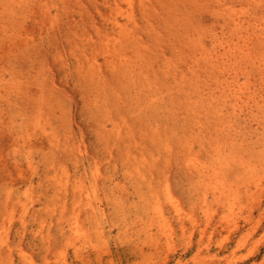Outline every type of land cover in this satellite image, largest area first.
Masks as SVG:
<instances>
[{
  "label": "bare ground",
  "instance_id": "1",
  "mask_svg": "<svg viewBox=\"0 0 264 264\" xmlns=\"http://www.w3.org/2000/svg\"><path fill=\"white\" fill-rule=\"evenodd\" d=\"M1 1V4L2 5H0L1 7H0V119H2L3 120V118L5 119L6 117V113L8 114V109H11L12 108V105H13V103H14V98L16 99V95H14L15 93L14 92H19L20 91V87H19V81L18 80H21L22 79V76L24 75L23 73H21V72H23V69L21 68V65L20 64H18V62L16 63L15 61H13V63L15 62V64L16 65H12V63H11V59H12V56L14 55V53H16L17 51H21L22 50V48H24L23 46H24V44L25 45H28L27 43H29L30 41H24V40H26V39H24L23 37H25V38H28V37H26L25 35L27 34V33H29V32H26L25 33V35H23L24 34V32L25 31H27L28 29H27V26L29 25V23H31V25H33L34 23H36L37 21H39L40 19H36V15H38V13L37 12H39L40 13V10H41V6H43V9H44V12H43V14L42 15H46L45 13H49L50 11H46V10H48V9H45L44 7H45V5L47 4V3H51L50 1H48L47 2V0H46V2H42L41 1V3L39 2V5H40V8L38 7V8H36L35 7V9H38L39 11H37L36 13V17H33L32 18V16L33 15H29L28 14V16H26L27 14V12H28V9L26 8L25 9V7H27L26 5H25V3H27L25 0H23L22 1V3L23 2H25L24 3V5H25V7H22V6H19V4L17 3V2H15V3H17V7H19L18 9H21L22 11H18L17 12V8L15 7V5L16 4H14V7L16 8L14 11H13V9H14V7H13V5L11 6V4L15 1V0H0ZM19 1H21V0H19ZM34 1V3H35V0H33ZM38 1H40V0H38ZM63 1V0H62ZM77 1V0H76ZM106 1V0H105ZM114 0H112V2H113ZM135 1V0H134ZM133 0H128V2L129 3H127L126 1H124V2H126L127 4H129V6H130V11H131V16H132V7H134V4H135V2H134ZM146 1H148L147 3H149V1H150V3L149 4H151V5H149V4H147V6L149 7V8H151V11H150V9H148L147 8V6H146V10L147 11H149L147 14H151L152 15V19H153V15H154V12L152 11L154 8H155V5L156 4H158L159 2H161L160 0H159V2L157 3V1L156 0H154V1H156V4H155V2L154 1H152V0H146ZM169 1V0H168ZM167 1V2H168ZM170 1H174V0H170ZM192 1H194V0H192ZM191 1V4H194L193 2ZM202 3L201 4H204V5H206V7L205 8H207V9H205V10H203V11H206L205 12V14L206 13H208V11H209V8L211 7L212 8V6H214V4L215 5H217V7H215L214 9H212V10H210V13L212 14V17H211V21H212V23H211V25H204L205 23H208V22H205V23H203V22H201V21H199V23H197V24H202L203 23V25H200L199 27L198 26H193L192 25V23L193 22H195L196 23V18L194 19V21H193V17L195 16V14H193L192 13V8H190V11L188 12V7H183V5H180V3L178 2H176V1H174L173 2V4H175V6H172V4H171V6H170V4L168 5V7H167V5H166V3H165V5L163 4H160L161 6H163V7H165V11L167 12V10H166V8H168V11H169V13L168 14H171V13H174V11L175 10H177L175 13L177 14V17L179 16V13L178 12H180L179 10V8H176V7H182V9H184V11H186V9H187V13H185L183 10H181V12H182V16H180V18H181V27L179 28V31H180V29H182L183 28V26H184V28L182 29L183 30V32L184 33H186V34H188V31H190L189 30V25H188V22H186L187 20H185V19H188V21L190 20L191 21V26L193 27V29H192V31L194 30V28L197 30L193 35H194V37H192L193 35H191V33L189 34V35H187L188 37L190 36L191 37V40H190V37L188 38L187 36H186V34H185V36H186V38H188V39H186L185 37H184V40H179L180 38H178V36H182V33L180 32V34L181 35H177V32H176V27L177 26H175L174 28L176 29V30H171V28H169L168 27V25L169 26H172L173 24L174 25H177L176 24V22H174V23H171V25H170V23L169 24H167L166 26L168 27L167 29L166 28H163V29H165L164 30V32H166L167 34H169V33H171L172 34V32H173V34L171 35V36H173L174 38H176L177 37V40H179V41H181V43H182V45H180L181 47H186L188 50H187V53L189 52H192L193 51V49H194V51H195V53L193 54H188V55H186V53L184 52V50H186V49H182V50H176V46H178V44H180V43H178L179 41H176V39L174 40V38H171V37H168L166 34H165V36H163V39H167V41H168V43H172V41H174V42H176V46L174 45V47L172 48V44H171V48L169 47V46H167V44L165 43V44H163L164 43V41H162V36H161V38H157V36H158V34H157V36H154V37H152L153 38V40L155 39H157L156 41H158V40H161V43L163 44V45H159L160 43L159 42H157L158 44H157V46H163L164 47V49L166 48V46L171 50V49H174V50H176V52L178 53V54H180V55H178L177 53H175L173 50V52H174V57H172V55H173V53H171V54H168V55H170V59H167V58H169V57H164V58H166V60H169L170 62H168L167 61V63L166 64H164V62H165V60L162 58V56H164V54L163 53H161L160 51H162L163 50V48H162V50H161V48L160 47H156V46H154L156 43V41H154V45L152 44V42H150L151 44H152V47H156L155 49H159L160 48V51L158 50H156L155 51V49H154V51L155 52H157L158 54L159 53H161V55H160V57H158L159 55L158 54H155V55H153V54H150L151 52L150 51H147L148 53H145V54H141V52H142V50H141V48H136L137 46V39L135 38V37H137L138 35L137 34H139V33H137V31L136 30H139V29H141V27H144L143 28V30L141 29V31L142 32H144V30L146 29L145 27H149V26H144L146 23H142V25L143 26H141V27H139V25L138 26H136L137 25V23L139 24V22H136L139 18L138 17H135V16H130V18L128 17L129 16V14H127L128 12L127 11H125L124 13L122 12L123 11V7L121 8L120 7V5H119V2L118 3H116L115 2V8H114V5H108L107 7L111 10V11H116V13L118 14L119 13V11H117L118 9L119 10H121L122 9V11H120V13L123 15L122 16V19H123V17L124 16H126V18H129V20L127 19V22L125 21V23H123V21H120L119 19H118V16L120 15V14H118V16H116L117 14L115 13L114 15H113V13L111 12V11H109L108 9V11L110 12L109 14H111L112 13V15L114 16V17H116V18H114L112 15L110 16V15H108L109 17H108V19H107V22L106 23H109V22H111V28H109L107 25H106V28L107 29H105L104 31H106L104 34L106 35V36H104V34H100L99 35V33L98 32H100V33H103L102 32V29H98V27L99 28H103V25L100 27V26H98L99 24H97V29L98 30H100V31H97V33H98V35H96V36H99L97 39H96V37H92V38H95L94 39V41L92 42V41H90L91 43H94L96 40H100V38L102 37V35L105 37H102L103 38V40L101 41H96V43L97 44H95L96 46L98 45L99 47H101L100 45L102 44L101 42H105V44L103 45V48L104 49H106V50H108V52L110 51V52H112L113 54H115L114 52H113V50L114 51H118V50H116V49H118L119 48V46L122 44V40L124 41H128V43L130 42V39H134L133 40V42L134 41H136L135 43H133L134 44V46L133 45H130L131 46V48H132V46H133V49H134V51L135 50H140V54H138V51H137V54L139 55V57L137 56V57H129V55H130V52H131V48L129 47L128 48V46L126 47V43L124 42V44H126L125 46L124 45H121V46H124V48L126 47V48H128V49H126V50H123L125 53H127V52H129L128 54H122V53H120L119 55H120V57H122V60H120L121 58L119 57V55L118 56H116V54L115 55H111V54H108V56H116V57H119L118 58V60H120V62L122 61L123 63H122V66H123V64H124V66L126 65V68L125 69H127V70H129L128 69V65L130 66V71L132 72V76H130V75H128L129 73H130V71H129V73L128 74H122L123 72L124 73H126V72H128V71H126L122 66L120 67V62H118V70L119 71H117V62H113L115 65H113L114 67H111V65L110 64H112V62L110 63V60L109 61H106L105 60V57L107 56V52H106V55H105V57H104V60H105V62L107 63V64H109L110 65V71H111V69H114V70H112V72L113 73H115V72H117V75H120L119 76V78L121 77V79H120V81L125 77H122L121 75H126V77H125V80H123L124 81V87H126L129 83L128 82H130V85H132L133 84V82H134V80H132L133 78H135V85L137 86H135L134 88H133V86H132V88L129 86V87H126V88H131V89H126V90H128V91H130V90H134L135 88H136V91H137V97L135 98V99H137V102L139 101V106H136V107H138V111H139V113L137 112V111H135V112H137L138 114H137V118L138 119H141V120H145V123H143V122H140L141 123V129H139V131L137 130L138 128H137V125L136 124H130L129 123V121H128V119H127V117H126V114L123 112V114H121L122 115V117H124L125 116V118L127 119V121H125L124 123H123V121L120 119V121H117V119H116V117H114L115 118V121L116 122H120V124L119 123H116V122H114V123H112L113 125H111V126H113V129H111V130H109L110 128H108V126H104V124H103V126L101 125V130L100 129H98V130H100V132L98 133L99 134V136H100V140H102L103 142H105L104 144H105V146H106V149H105V153L106 154H104L105 156H104V158L101 160V161H98V160H96L97 158H99V157H93V156H95V154L92 156L93 158H94V161H95V163H93L97 168L95 169V166L93 167V170L95 169L96 170V172H95V178L96 179H98V178H100L101 177V175H102V168H101V166H104V165H117L118 166V163L119 162H121V163H123L124 165H128V167H129V165H135L136 167L135 168H139V167H141V168H145V167H148V166H152V167H157V166H159V165H163V164H165V165H167V155L170 153V154H172L173 152L174 153H180L181 154V157H186L187 158V160L185 159L184 161H187V163L189 164H187L186 162V164H187V167L189 166H191L190 168H187V170H192L194 173L196 172V174H198L202 179H203V182L206 184V185H208L209 187H211V189L209 188V187H206V191H208L209 189H210V191L212 190L213 191V195H214V198H215V201H217V202H219V204H220V207L223 209V212H221L222 213V218H220L221 219V222L222 223H227V225L229 224V225H231V226H228L229 228H231L230 230H234V229H241L240 228V226H238L237 224H235L236 223V217L239 215V211L241 212V210L242 209H244V207L242 206V205H244V204H241L242 202H240V200H243L242 198H244V197H246V198H248L250 201H251V203H250V201H249V204L248 205H244V206H246L245 207V209L247 208V210H248V214H249V216L247 217V214H244L243 212V215H246L245 217H247V218H245L244 220H245V222L244 223H246V225H251L253 222H254V220H255V214H254V212H255V210H259V211H261V214L259 215L260 217L261 216H263L264 217V209H263V204H264V202H263V199H264V177H262L261 175H260V173L261 172H263V171H261V169L262 168H264V0H216V3H214L215 2V0H211L212 1V4L211 5H208V7H207V4H205L206 2H208V4L211 2L210 0H207V1H205V0H200ZM203 1H205L204 3H203ZM65 2V0L63 1V3ZM103 2H104V0L102 1V3H101V5H103L104 7H106V4L104 5L103 4ZM123 2V3H124ZM154 2V4H152ZM165 2H166V0H165ZM184 2H185V0H184ZM186 2H188L189 3V1L187 0ZM195 2V1H194ZM196 2H197V0H196ZM29 3V2H28ZM30 3H31V1H30ZM44 5H43V4ZM97 3H98V1H97ZM65 4V3H64ZM108 4V3H107ZM114 4V3H113ZM142 5V4H144V0H143V2H142V0L140 1V3H139V5ZM181 4H183V3H181ZM196 4V3H195ZM194 4V5H195ZM198 4V3H197ZM22 5V4H21ZM23 5V6H24ZM30 4H28V6H29ZM32 5V4H31ZM66 5V4H65ZM94 5H95V3H94ZM139 6V7H144V5L143 6ZM177 5V6H176ZM178 5H180V6H178ZM203 5V6H204ZM47 6L49 7V6H51L52 7V5L50 4H48V5H46V8H47ZM54 6V5H53ZM110 6V7H109ZM154 6V8L152 9V7ZM169 6H170V8H172V11L173 12H170V8H169ZM185 6V5H184ZM192 6V5H191ZM196 6V5H195ZM21 7V8H20ZM31 7H32V9H33V5L32 6H29V8H30V10H31ZM106 7V8H107ZM157 7V6H156ZM162 7V8H163ZM197 7H198V5L196 6V9H194V12L196 11V13L198 12L197 10ZM13 8V9H12ZM24 8V9H23ZM95 8H96V10H98V8H97V4H96V6H95ZM121 8V9H120ZM126 8V7H125ZM136 8V7H135ZM142 8H140V11H141V9ZM159 8H160V6H159ZM175 8V10H173ZM200 8V7H199ZM50 10H51V8H49ZM58 9L59 8H57V11H58ZM127 9V8H126ZM161 9V8H160ZM159 9V10H160ZM23 10H27V12L25 13V11L23 12ZM29 10V11H30ZM53 10V9H52ZM104 10H106V9H104ZM104 10H103V7H102V9H101V7H100V11H103L104 12ZM125 10V9H124ZM128 10V9H127ZM143 10V12L141 11L140 13H143L144 14V9H142ZM145 10V11H146ZM192 10V11H191ZM34 11H36V10H34ZM43 11V10H42ZM135 11H136V9H135ZM154 11H155V9H154ZM156 11H158V8H156ZM155 11V12H156ZM162 10H160V12H161ZM20 12H23V13H21L22 14V16H24V17H22V16H20L19 17V13ZM52 13H53V11H51ZM102 12V13H103ZM151 12H153V13H151ZM159 12V13H160ZM24 13H25V15H24ZM31 13V12H30ZM35 12H33V14H34ZM55 13H57L56 11H55ZM54 13V14H55ZM102 13H100V15L102 14ZM107 14V11H105L102 15H101V17L104 15V14ZM126 13V14H125ZM137 13V12H136ZM136 13H134V15H136ZM157 13L158 12H156L155 14V18H154V20H158L159 21V19H160V22H162V20L165 22V24H166V22L168 21V22H172V20L174 21V17H172V16H175V15H173V14H171L170 15V18L166 21V19L167 18H165V17H163V16H161L160 14H164L163 12H161L159 15H157ZM174 13V14H175ZM189 13H192V15H191V17H189ZM20 14V15H21ZM105 14V15H106ZM188 14V15H187ZM40 15V14H39ZM49 16V18L50 19H52V18H56V17H58L57 15L58 14H55V15H51L50 13L48 14ZM50 15H51V17H50ZM95 14H93L92 16H91V14H90V16L91 17H95L94 16ZM97 15H99L98 14V11H97ZM128 15V16H127ZM141 16H143L142 14H140ZM146 15V12H145V14H144V16ZM151 15H149V16H151ZM165 15V14H164ZM185 15V16H184ZM188 17H187V16ZM194 15V16H193ZM54 16V17H53ZM73 16H75V15H73ZM82 15L80 14V17H81ZM87 16H89V14L87 15ZM184 16V17H183ZM198 16V18L201 16V15H197ZM46 16H42V19L44 18V22H45V19L47 20V21H52V20H54L53 22H54V24H53V22H51L52 23V25L54 26L56 23H57V21L56 20H58L59 21V18L60 17H58L57 19H52V20H48L49 18L48 17H46ZM76 17V16H75ZM84 16H82V18H83ZM104 17V16H103ZM106 17V16H105ZM104 17V18H105ZM148 17V16H147ZM147 17H146V20H147ZM68 18L69 19H72L70 16H68ZM81 18V19H82ZM85 18H86V16L84 17V19H82V20H84V21H87V20H85ZM107 18V17H106ZM135 18H137V20L135 19ZM141 18V17H140ZM159 18V19H158ZM163 18V19H162ZM197 18V19H198ZM74 19H76V18H74ZM81 19H79V20H81ZM88 19V25L90 24V20H92V18H90V20H89V18H87ZM94 19L95 18H93V23H95L94 22ZM97 19V18H96ZM95 19V20H96ZM102 19V18H101ZM134 19V20H133ZM143 19V18H142ZM142 19H140L141 21H142ZM162 19V20H161ZM170 19H172L171 21H170ZM184 19V20H183ZM200 19V18H199ZM30 20H31V22H30ZM37 20V21H36ZM73 20V19H72ZM77 20H78V18H77ZM104 21H102V22H105L106 20L105 19H103ZM126 20V19H125ZM151 20V19H150ZM150 20H148V21H150ZM201 20V19H200ZM47 21H46V24H47ZM75 21V20H74ZM83 21V22H84ZM91 21V22H92ZM148 21H146L147 23H149ZM152 21V20H151ZM158 21H152V22H150V24H154L155 22H158ZM175 21H177V23H179L178 22V20L176 19ZM76 23H75V25L77 24V25H81V23L80 22H82V21H80V22H77V21H75ZM97 23H99V21L97 20L96 21ZM154 22V23H153ZM164 22H162V24H160V23H157V24H159V25H157V24H154V25H152L153 27L156 25V28H153V29H155V30H159V29H161L162 27H164V26H161V25H164L163 23ZM182 22H186L187 24H185L184 25V23L182 24ZM201 22V23H200ZM39 23V22H38ZM49 23V22H48ZM51 23H49V24H47V26L48 25H50L51 27H53L52 25H51ZM69 23L70 24H68V25H70V27H69V29H68V31L72 28V26L71 25H73L74 24V22L73 23H71V21H69ZM78 23H80V24H78ZM134 23H136L135 25H134ZM59 24V23H58ZM65 24H66V22H65ZM82 24H84V25H82V27H85L86 25H87V23H86V25H85V23H82ZM132 24L134 25L133 26V28H137L138 27V29H134V31H132V29H131V27H132ZM180 24H178V27L180 26ZM196 24V25H197ZM30 25V26H31ZM36 25V24H35ZM41 25H43L42 23H41ZM61 25V24H60ZM75 26V27H77V28H75V27H73V28H75L76 29V31H74V33H75V35L74 34H71L70 36H72V35H74V36H76L77 38H79L78 40H81V38L80 37H78V33H79V35L82 33V32H87L88 31V29H84V28H82L81 26H79V28L81 27V29L79 30L78 29V26ZM88 25L86 26L87 28H91V29H95L96 27L94 26V27H88ZM94 25H96V23L94 24ZM147 25H149V24H147ZM187 25V26H186ZM37 26H39L38 24H37ZM47 26H43L44 27V29H46L45 31H44V33L46 32L47 34H43L42 33V31H41V33L43 34L42 36H41V38H40V40H43L42 39V37L44 36V35H48V37H49V35H50V38H47L48 39V41L50 40V39H52L53 41H51L50 40V42L52 43V44H57V42L53 39V37H51V36H53L54 35V29H52V31H53V34L51 33V31L49 32V29H47L48 27ZM59 25H55L54 26V28H60V26L58 27ZM74 26V25H73ZM91 26H93L92 24H91ZM105 26V25H104ZM151 26V25H150ZM157 26H161V28H159V27H157ZM188 27V29H185L186 27ZM204 26V27H203ZM207 27V29H206V31H205V28ZM41 27V30H43L42 28V26H39V28ZM46 27V28H45ZM62 27V26H61ZM64 27H68L67 26V24H66V26H64ZM64 27H62V28H64ZM85 27V28H86ZM203 27V29H200V28H202ZM32 28H35V27H32ZM31 28V29H32ZM56 28V31H55V35L57 36V33H58V31H60V30H58ZM72 28V29H73ZM150 28V27H149ZM157 28H159V29H157ZM197 28H199V29H197ZM77 29L79 30V31H81V32H78L77 31ZM96 29V30H97ZM104 29V28H103ZM151 29V28H150ZM152 29V30H153ZM168 29H170V31L168 30ZM30 30V29H29ZM35 30V29H34ZM34 30H33V32H34ZM38 30V29H37ZM47 30H48V32L49 33H51V34H49L48 32H47ZM85 30V31H84ZM96 30H94V32H96ZM146 30H148V29H146ZM168 30V31H167ZM184 30H186V31H184ZM64 32L65 31H67V30H63ZM67 31V35H65V33L64 32H62V30H61V32H59V33H63L65 36H69V32ZM73 31V30H72ZM72 31H70V32H72ZM136 31V36L134 37V34H133V32H135ZM140 31V30H139ZM138 31V32H139ZM76 32H78V33H76ZM94 32H93V34H94ZM111 32V33H110ZM148 32H152V31H147V33ZM162 32V30H160V33ZM174 32H176V33H174ZM84 33H82L80 36L82 37V39L83 38H87V37H85L86 36V34H84ZM90 33H92V31L90 30V32H88L87 34H90ZM97 33H95V34H97ZM144 33H146V32H144ZM146 33V34H147ZM184 33H183V35H184ZM36 34V33H35ZM92 34V35H93ZM141 34V33H140ZM162 34V33H161ZM176 34V35H175ZM41 35V34H40ZM40 35H38V37L40 36ZM59 35V34H58ZM143 35V34H142ZM163 35V34H162ZM33 36V35H32ZM32 36L30 37V38H32ZM65 36H63V35H59L58 37H57V39H64L65 38V44L70 40V39H68V41L66 42V39H67V37H65ZM73 36V37H74ZM90 36V39H92L91 38V35H89ZM141 36V35H140ZM140 36H138V38L140 37ZM146 37H147V35H145ZM168 38H167V37ZM176 36V37H175ZM34 37V36H33ZM35 37H36V35H35ZM35 37L34 38H32L33 40H35ZM59 37H61V38H59ZM70 37L71 38V40L73 39V41H74V39L76 38V37ZM106 37H107V40H105L104 41V39H106ZM134 37V38H133ZM143 37V36H142ZM151 36H149V38H150ZM156 37V38H155ZM22 38L24 39L23 41H24V44H23V46H21L20 47V45H21V42L23 43V41H22ZM129 40H128V39ZM38 39V38H37ZM142 38H140V40H141ZM169 39H172V40H170V42H169ZM181 39H183L182 37H181ZM187 41H186V40ZM28 40V39H27ZM29 40H31V39H29ZM70 40V41H71ZM149 41V39H147L146 38V40H145V42L146 43H148V41ZM32 41V40H31ZM36 42H38L39 43V40L37 41V40H35ZM63 41V40H62ZM70 41H69V43H70ZM77 41V40H76ZM83 41H84V39H83ZM86 41V40H85ZM107 41V42H106ZM114 42V43H116L115 44V46H114V44H112V45H110V46H112V49L111 48H108V47H106V44H111V42ZM142 41V40H141ZM144 41V40H143ZM142 41V42H143ZM151 41V40H150ZM166 41V42H167ZM27 42V43H26ZM36 42H33V43H31L32 44V51H31V49H29L31 46H30V43H29V45H28V47H25L24 49H23V52L25 53V49H28V50H30L31 52H30V54H32L33 55V53L32 52H34L35 54H37L38 56H39V59H36V60H38V62H36V66L38 65V67L36 68L37 70H35V71H37L38 72V69H40V67L42 66V61H39V60H42V58H44V56H46L47 55V50H45L44 52H46V53H44V56H43V54L41 55V49L40 48H42L43 49V46H42V44L43 43H45L46 42V40H45V42H41L40 41V45H41V47H40V45H39V48H38V50L40 51V52H38L37 51V48H36V46H38L37 44H36ZM49 42V46H48V48L50 47H55V49H56V46H54V45H52L51 43ZM75 42V41H74ZM89 42V43H90ZM100 44H99V43ZM132 42V41H131ZM130 42V43H131ZM186 43V45H188V43L190 44H192V47H193V49H192V51L190 50L192 47H190V46H185V43ZM36 44V45H34L35 47H33V44ZM69 43H67L68 45H69ZM78 43H79V45H87V44H85L84 42V44L82 43V40L81 41H78ZM78 43L76 44V42H75V45H77V46H79L78 45ZM82 43V44H81ZM88 43V45H90V48H91V50L92 51H90V52H94L95 54H96V56H98V54L102 51H100V49H99V47L97 46L96 48H95V46L93 45V46H91L92 44H89ZM178 43V44H177ZM60 44H61V42H60ZM64 44V43H63ZM62 44V45H63ZM64 44V45H65ZM74 44V43H73ZM72 43H71V45L73 46V48L72 47H70V45H69V47L70 48H72L70 51L72 52L73 51V54H74V50L76 49V47L74 48V45H73ZM132 44V43H131ZM144 44L145 43H143V44H140V46H144ZM151 44L149 45V47L146 45L145 47H148L147 48V50H151L150 49V47H151ZM59 46V47H63V46ZM88 45H87V47H88ZM184 45V46H183ZM109 46V47H110ZM113 46H114V48H113ZM87 47H83V48H86L87 49ZM151 47V48H152ZM34 48H36V52H35V50H33ZM47 48V47H46ZM81 48V47H80ZM80 48H79V50H80ZM93 48V49H92ZM108 48V49H107ZM116 48V49H115ZM45 49V48H44ZM58 49V48H57ZM56 49V50H57ZM60 49V48H59ZM63 50L65 49V46H64V48H62ZM110 49V50H109ZM121 48H119V50H120ZM130 49V50H129ZM132 49V50H133ZM169 49H165L163 52H165V54H166V52H169L168 50ZM177 49H180L179 48V46L177 47ZM28 50H26V51H28ZM49 50V49H48ZM51 50H53V49H51ZM61 50V49H60ZM66 50V49H65ZM64 50V51H65ZM82 50H84V49H81L80 51H82ZM112 50V51H111ZM144 50V49H143ZM55 51V50H54ZM78 50L76 49V52H77ZM79 51V52H80ZM86 51H88V50H86ZM96 51L98 52V53H96ZM121 51V50H120ZM127 51V52H126ZM171 51V52H172ZM39 54H38V53ZM57 51H55L53 54L55 55V53H56ZM62 51H59V54L61 55V54H64V56H65V54H66V52L64 53H61ZM71 52H69V53H71ZM78 52V53H79ZM109 52V53H110ZM144 52H146L145 50H144ZM155 52H153V50H152V53H155ZM180 52V53H179ZM181 52L182 53H184V54H181ZM21 53V52H20ZM50 54H51V51L49 52ZM77 53V54H78ZM83 53V52H82ZM82 53L80 52L79 54H81L82 55ZM102 53H105V51L103 52L102 51ZM102 53H100L99 55H101ZM118 53V52H117ZM136 53V51L135 52H133V55ZM29 54V53H28ZM34 54V55H35ZM50 54H48V56L50 55ZM58 54V52H57V55H59ZM84 54V53H83ZM88 54V53H87ZM136 54V55H137ZM175 54H176V56H175ZM17 55H19V53L18 54H16V56ZM33 55V56H34ZM54 55H52L51 54V56L53 57V59L54 58H56V57H58L56 60H58L59 59V57H61L60 59H62L63 58V62L62 63H65L66 62V60L64 61V56L62 57V56H54ZM70 55H72V54H70ZM89 55L92 57V54H90L89 53ZM89 55H87L88 56V58H89ZM104 55H101V56H104ZM121 55H125V56H121ZM156 55H158L157 56V58H156ZM168 55H165V56H168ZM182 55V57H184V59H182L181 58V61L179 62V59H174V58H179V56H181ZM27 56V58L28 57H31V56H28V55H26ZM32 56V57H33ZM40 56H41V58H40ZM43 56V57H42ZM83 56H86L85 54L83 55ZM95 56V61H96V59H98L97 57ZM100 56V57H101ZM107 56V57H108ZM131 56V55H130ZM185 56H188V57H185ZM25 57V56H24ZM31 57V58H32ZM35 57V56H34ZM47 57V56H46ZM72 57H74V60H75V54L72 56ZM112 57H110V58H112ZM124 57V58H123ZM15 58V57H14ZM17 58V57H16ZM20 58H21V56H20ZM36 58V57H35ZM35 58L33 59V60H31L30 58V60H31V63H32V65L31 66H33V64H34V62L36 61L35 60ZM79 57L77 56L76 57V59H78ZM22 60H18V58H17V60L20 62H25V60H23V58H21ZM109 58H107V60H108ZM113 59V61H114V57L112 58ZM157 59V60H156ZM159 59H162L161 60V64H162V62H163V64L160 66L158 63L160 62L159 61ZM12 60H15V59H12ZM89 60V59H88ZM91 60V62H92V60L94 61V59H93V57L90 59ZM89 60V61H90ZM103 60V61H104ZM171 60H173V61H175V60H178V63L176 64V63H174V62H172ZM34 61V62H33ZM59 61V60H58ZM78 61V60H77ZM84 61H85V59H84ZM88 61V62H89ZM102 61V62H103ZM116 61H117V58H116ZM26 62H27V60H26ZM25 62V63H26ZM60 62V63H61ZM79 62L81 63H83V61L81 60V59H79ZM87 62V61H86ZM91 62H89V63H91ZM109 62V63H108ZM24 63V64H25ZM46 63V64H45ZM44 64L45 65H47L48 63H47V61L45 62ZM62 63L60 64L61 66H62ZM73 63V62H72ZM76 63V62H75ZM78 63V62H77ZM92 63H94V62H92ZM91 63V64H92ZM98 63H100L99 61H98ZM106 63L104 64V65H106ZM10 64V65H9ZM27 64V63H26ZM39 64L41 65V66H39ZM44 64H43V66H44ZM49 64H51V63H49ZM48 64V65H49ZM68 64H69V62H68ZM68 64H66L65 63V65L64 66H66V65H68ZM85 64V63H84ZM101 64V63H100ZM99 64V65H100ZM17 65H20V68H21V70L22 71H19V70H17V71H15L16 70V67L15 66H17ZM73 65V64H72ZM86 65V64H85ZM99 65H97V66H99ZM101 65H103V63L101 64ZM108 65V66H109ZM163 65H165V66H163ZM8 66V67H7ZM26 66H28V65H26ZM63 66V67H64ZM80 65H78V67H79ZM87 66H88V64H87ZM92 68L91 69H89V71H91V73H89L88 75H89V77H88V75H87V77L86 78H89L88 80H92L93 79V75H91V74H93V71L94 70H97V69H94V66L96 67V63L94 64V65H90ZM108 66H107V69H109L108 68ZM30 67V66H29ZM48 67H51L50 65L48 66ZM84 66L81 64V68H83ZM100 67V66H99ZM119 67H120V69H119ZM161 67H164V69L163 68H161ZM166 67H167V70H166ZM19 68V69H20ZM27 68V67H26ZM41 68H43V67H41ZM46 68V67H45ZM44 68V69H45ZM76 68V67H75ZM85 68V67H84ZM83 68V69H84ZM103 68V67H102ZM101 68V69H102ZM116 68V69H115ZM122 68H123V71H121L122 70ZM18 69V68H17ZM28 69H30V68H28ZM27 69V70H28ZM34 69H35V65H34ZM33 69V70H34ZM47 69V68H46ZM45 69V71L43 70V73H45L46 74V72L48 71V70H46ZM70 69V68H69ZM68 69V70H69ZM77 69V68H76ZM83 69H81L80 70V73H82L83 74V72H81ZM100 69V68H99ZM41 70V69H40ZM51 69L49 68V74L51 73V71H50ZM88 70V69H87ZM104 70V72H105V69H102V71ZM116 70V71H115ZM125 70V71H124ZM31 71V70H30ZM70 71V70H69ZM72 71V70H71ZM78 71V70H77ZM83 71H85V70H83ZM89 71H87V72H89ZM101 71V70H100ZM101 71V72H102ZM108 71V70H107ZM106 71V72H107ZM110 71H108L109 73H110ZM115 71V72H114ZM163 71H164V73H163ZM17 72V73H16ZM20 72V73H19ZM33 72V71H32ZM35 73V74H38V73ZM39 72H41V71H39ZM64 72L66 73V71L64 70ZM103 72V73H104ZM107 72V75L106 76H104L106 79L105 80H109L110 81V83L112 84L113 82H114V84H115V86H117V84L116 83H118L117 82V80L115 81L114 79L115 78H112L114 81L113 82H111V80L110 79H108L107 77L110 75L111 77H112V73L111 74H109ZM160 72H162V74H166L167 73V75H164L165 76V79H166V77H167V80H169V79H171L172 81H171V86L169 87H167V85H166V88L164 89V86L162 85V87H163V89H162V91H161V87H160V85H158L157 84V82L160 84V80H159V73ZM24 73H25V71H24ZM69 73V72H68ZM71 73V72H70ZM69 73V74H70ZM84 73H86V71L84 72ZM121 73V74H120ZM18 74H20V76H21V74H22V76L20 77V79L18 78L19 77V75ZM106 74V73H105ZM105 74H103V75H105ZM109 74V75H108ZM29 75H30V73H29ZM31 75H32V73H31ZM31 75L28 77V78H34V80L33 81H37V79L38 78H35L37 75H32V76H34V77H31ZM84 76H86V74H83ZM94 75H95V73H94ZM97 75L99 76V74H98V71H97V73H96V76H94V77H97ZM114 76L116 75V73L115 74H113ZM39 76H45V75H40V73H39ZM79 76V75H78ZM77 76V77H78ZM113 76V77H114ZM129 76V77H128ZM170 76V77H169ZM25 77H26V75H24V81L26 80L25 79ZM46 77V76H45ZM45 77H43V78H45ZM50 77H51V75H50ZM80 77V76H79ZM102 76H100V78H101ZM103 77V78H104ZM131 77H132V79H131ZM41 79L40 80H42L43 78L42 77H40ZM99 78V77H98ZM127 78V79H126ZM130 78V79H129ZM164 78V77H163ZM18 79V80H17ZM46 80H44V82H48V80L47 79H49V77H47V78H45ZM102 79V78H101ZM28 80H30V79H28ZM93 80H95V79H93ZM92 80V85H93V83H95V81H93ZM98 80V79H97ZM159 80V81H158ZM23 81V79H22V82H24ZM32 81V80H31ZM33 82V83H30V85H33L34 86V83H36L35 85L37 86V82ZM77 81H79V78H78V80ZM125 81H128L126 84H125ZM131 81H133V82H131ZM40 82H43V81H40ZM43 82V84H45ZM80 83H81V81H79ZM82 82H84V80L82 81ZM98 82H99V80H98ZM103 82V81H102ZM49 83H50V85H51V83L52 82H50L49 81ZM49 83H47V86H48V84ZM53 83H55V82H53ZM52 83V84H53ZM101 83V82H100ZM105 83V82H104ZM120 83H122V81L120 82ZM132 83V84H131ZM166 84V82H164L163 81V84ZM20 84H21V81H20ZM24 84V83H23ZM22 84V86H24V85H26L25 87H26V89H27V87H28V83L26 82V84H24L23 85ZM102 84V83H101ZM106 84V83H105ZM105 84H103V86L105 85ZM55 85V84H54ZM53 85V87H51L50 86V88H56L55 86ZM96 85V84H95ZM100 85V84H99ZM99 85H98V87L97 86H95V87H97V90H96V88H94V91H96V93H94L96 96L98 95V93L99 92H97L98 90L100 91L101 89H98L99 88ZM108 85H110V84H108ZM108 85L106 84V86H104L105 88H103L104 90H106V88L108 87ZM123 85V84H122ZM140 85V86H139ZM41 85H39V86H37L38 88L40 87ZM85 86H88L87 88H89V86H91L90 84H85L84 85V87ZM101 86V85H100ZM112 86H114V85H110V87H112ZM156 86H158V87H156ZM42 87V86H41ZM83 87V86H82ZM81 87V88H82ZM120 88H121V85L119 86ZM118 87V88H119ZM138 87H143V89L142 90H139L140 88H138ZM29 88H31V87H28V89H27V91H25V88H23V91L26 93V92H28L29 93V95H28V97H27V100H29L31 97L33 98V99H31L30 100V102L33 100V102H31L32 104H38V102H35V101H39V100H37V98H36V100H34V98H35V96H30V90H29ZM42 88H45V87H42ZM41 88V89H42ZM100 88H102V87H100ZM119 88V89H120ZM122 88H123V86H122ZM159 88V89H158ZM40 89V90H41ZM125 89V88H124ZM124 89H121V90H123L124 91ZM149 90V92L152 94L153 93V95H147V94H150V93H147L148 92V90ZM18 90V91H17ZM31 90L33 91V89L31 88ZM42 90H45V89H42ZM42 90H41V93H40V96H42L43 94H45V93H43L42 92ZM112 90L114 91L115 90V92L118 90L117 88H112ZM125 90V91H126ZM146 90H147V92H146ZM158 90H160V92L158 91ZM38 91V90H37ZM46 91V90H45ZM44 91V92H45ZM47 91H48V89H47ZM46 91V92H47ZM85 91H88L86 88H85ZM109 91V90H108ZM119 91V90H118ZM135 91V90H134ZM135 91V92H136ZM101 92L102 93H104V91H102L101 90ZM106 92V94H109V92H107V91H105ZM122 92V91H121ZM36 91L34 92V95H36ZM112 94H113V92H111ZM110 93V94H111ZM117 93H119V92H117ZM122 93H124V94H122ZM122 93H120V95H123V96H126L125 95V92H122ZM147 93V94H146ZM32 94H33V92H32ZM42 94V95H41ZM47 94H48V92H47ZM56 93L54 92V95H55ZM86 95L87 97H88V95L86 94V93H83L82 95ZM90 91H89V97H90ZM109 94V95H110ZM115 94L116 93H114V96H115ZM127 94H128V92H127ZM49 95H53V93L51 92V94H48V97H46V95L44 96V97H42V98H45V100L48 98H50L49 97ZM84 95V97H86ZM101 95H103V94H101ZM133 95H134V93H133ZM147 95V96H146ZM13 96H15L14 98H13ZM19 96H22V98L24 99H26V97H24L23 95H19ZM37 96V95H36ZM39 96V95H38ZM56 96V95H55ZM55 96H52L54 99H55V101H57L56 100V98H55ZM99 96V95H98ZM97 96V97H98ZM104 96H105V93H104ZM104 96H100V98L103 100H101V99H98V100H101L103 103H104V99H106V96H105V98H104ZM114 96H112V98H116V97H114ZM117 96V95H116ZM129 97H132L131 96V94L129 93V95H128ZM127 96V97H128ZM17 97H18V94H17ZM30 97V98H29ZM107 97H109L110 98V96H107ZM120 97V96H119ZM128 97V99H130V100H132V98H129ZM134 97V96H133ZM53 98H50L52 101H54V99ZM58 98V97H57ZM93 98V95L91 96V99ZM99 98V97H98ZM104 98V99H103ZM121 98V97H120ZM146 98H148V100H146ZM21 99V98H20ZM19 99V100H20ZM86 98H84V100H85ZM119 99V98H118ZM123 98H121V100H122ZM45 100H43V102H41V103H43L42 105H47L49 108H50V111L51 110H53V112H50V111H47L48 109H46V112L48 113V112H50V116L52 115L53 116V114H56V111L54 110L55 108H53L52 107V105H49V104H51L52 103V101L51 100H47V101H45ZM96 100H97V98H96ZM97 100V102H96V104L101 108L102 107V105H103V103L101 104V105H99V101ZM107 100L108 99H106V102H107ZM110 100V99H109ZM113 99H111V101H112ZM121 100H119V101H121ZM25 102V100H20V101H15V102H18V106H19V102H21V103H24ZM42 101V100H41ZM50 101V103L48 104V103H46L45 104V102H49ZM85 101H87L88 102V100H85ZM94 102V98H93V100H90L89 101V106H90V103H92V102ZM118 101V100H117ZM117 101L116 102H113V103H117ZM123 101V100H122ZM126 101V100H125ZM133 101L134 102H136L134 99H133ZM35 102V103H34ZM86 102V105L88 104ZM105 102V103H106ZM133 102V103H134ZM39 103H40V101H39ZM55 102H53V104H54ZM57 103V102H56ZM124 104H127V101L126 102H123ZM122 103V104H123ZM16 104V103H15ZM14 104V105H15ZM24 104H26V105H28L29 103L27 102V103H24ZM37 104H36V106H37ZM58 104V103H57ZM57 104H56V106H57ZM95 104V105H96ZM129 104V103H128ZM130 104H132V103H130ZM128 105V107L127 108H129V106H130V108H132V106H134V105ZM21 105V107H22V109H25V106L26 105H24V106H22V104H20ZM42 105L40 104V105H38L37 107H36V111L37 110H39L38 109V107L39 108H41L42 107ZM95 105H94V108H95ZM96 105V106H97ZM116 105H120V103L118 104H116ZM116 105L114 106V107H116ZM136 105H137V103H136ZM16 106V105H15ZM42 107L41 109H43V110H39L38 112L40 113V111L42 112V118H44L45 119V117H49V114H48V116L46 115V113H43V111L45 110V108L46 107ZM97 106V107H98ZM110 106H111V104H110ZM109 105H108V108L110 107ZM20 107V106H19ZM18 107V108H19ZM24 107V108H23ZM34 107V105H32V107L30 106V108H31V111L33 110L32 108ZM96 107V108H97ZM104 108L105 107H107V104H106V106L104 105L103 106ZM113 107V108H114ZM119 107H121V106H119ZM136 107H133V108H136ZM29 107H27V111H28V109H30ZM53 108V109H52ZM56 108H61L60 106H59V104H58V106L56 107ZM92 108V107H91ZM90 108V109H91ZM123 108L124 109H127V108H125L124 106H123ZM122 108V109H123ZM93 109V108H92ZM110 110V112L111 111H114V110H112L111 109V107L109 108ZM120 109V108H119ZM121 109V111H124V109L122 110ZM137 109V108H136ZM58 110H60V109H58ZM88 110V109H87ZM106 110V109H105ZM128 110V109H127ZM132 109H130V111H131ZM10 111V110H9ZM20 111H21V108H20ZM25 110H23L22 111V113L24 112ZM27 111H26V113H27ZM61 111H62V109H61ZM104 111V110H103ZM108 111V110H107ZM105 112L106 113V115H109L110 114V112ZM11 112V111H10ZM32 112H35V111H32ZM38 112H37V114H38ZM63 112V111H62ZM117 112H118V110H117ZM126 112V111H125ZM128 113H129V110L127 111ZM132 112V111H131ZM135 112L133 113L134 114V116H132V118H134L135 117ZM52 113V114H51ZM113 113V112H112ZM112 113H111V116H116V115H112ZM20 114H21V112H20ZM24 114V113H23ZM28 114H29V112H28ZM33 115H32V117L31 118H34V116H35V114L34 113H32ZM45 114V117H43V115ZM65 114V113H64ZM104 114V113H103ZM132 114V113H131ZM14 115V114H13ZM31 115V114H30ZM39 116H41V114H38ZM38 115H36V118H37V116ZM96 115V114H95ZM98 115H100V114H98ZM119 115H120V113H119ZM124 115V116H123ZM8 116H11L12 117V115H11V113H9V115ZM7 116V118H9ZM28 116V115H27ZM38 116V117H39ZM62 116V115H61ZM90 116V115H89ZM88 116V117H89ZM14 117V116H13ZM99 117V116H98ZM110 117V116H109ZM121 117V118H122ZM28 117H26L25 119H27ZM40 118V117H39ZM53 118V120L52 121H55L54 120V118L55 117H51V119ZM58 117L56 116V119H57ZM63 118H64V116H63ZM93 118V117H92ZM106 118H107V116H106ZM106 118L104 119V121L106 120ZM125 118H123L124 120H125ZM129 118H131V116H129ZM136 118V117H135ZM134 118V119H135ZM10 119V118H9ZM12 119V118H11ZM16 119L17 118H15L14 120L16 121ZM41 119V118H40ZM39 119V120H40ZM51 119H48V121L46 122V121H41V122H44V123H48L49 121H51ZM65 119V118H64ZM89 119V118H88ZM91 119V118H90ZM111 119H112V117H111ZM28 120H29V118H28ZM60 119H58V121H59ZM69 120V119H68ZM92 120V119H91ZM103 120V119H102ZM131 120V119H130ZM4 121V120H3ZM6 121V120H5ZM20 121V120H19ZM36 121H38V120H36ZM52 121L51 122H49L47 125L50 127V129H51V126L52 125H50L51 123H52ZM61 121V120H60ZM87 122H89L88 120H86ZM121 121H122V124H121ZM11 122V121H10ZM26 124H28L27 123V121H24ZM107 123H108V121H106ZM109 122H110V120H109ZM112 122V121H111ZM9 123V122H8ZM21 123H23V121L21 122ZM20 123V124H21ZM32 123H35V122H32ZM57 123H60V122H57ZM63 123H65V122H62V124ZM70 123V122H69ZM92 123H93V120H92ZM134 123H136V121H134ZM139 123V124H140ZM26 124H25V126H26ZM36 124V123H35ZM39 124V123H38ZM66 124H67V122H66ZM117 124H119V125H117ZM23 125V124H22ZM61 125V124H60ZM65 125V124H64ZM93 125V124H92ZM107 125V124H106ZM21 126V125H20ZM34 126V125H33ZM55 126V125H54ZM63 126V125H62ZM17 127V126H16ZM15 127V128H16ZM26 127H28V126H26ZM32 127V126H31ZM35 128H38V126H34ZM43 127V126H42ZM42 127H40L41 129H39V131L41 132V130H42ZM47 127V126H46ZM46 127H44L43 128V130H45V128ZM53 127V126H52ZM58 127H60V126H58ZM88 127H90V125L88 126ZM55 128V127H54ZM53 128V129H54ZM94 128H95V126H94ZM100 128V127H99ZM22 129V128H21ZM28 129V128H27ZM29 129H31V128H29ZM38 129H36V130H38ZM60 129V128H59ZM91 129H93V128H91ZM96 129V128H95ZM32 130V129H31ZM33 130H35V129H33ZM32 130V131H33ZM55 130H57V127L55 128ZM62 130V129H61ZM64 130V129H63ZM97 130V129H96ZM30 131V130H29ZM51 131V130H50ZM67 131H68V129H67ZM82 131V130H81ZM93 131V130H92ZM143 131V132H142ZM38 132V131H37ZM55 132V131H54ZM65 132V131H64ZM98 132V131H97ZM138 132H139V137H140V139L138 140ZM141 132V133H140ZM32 134V132H26V134H25V130L24 131H20V130H14V129H11L10 127H8L7 129H4V126H3V129H1L0 128V144H2V145H0V149H3L4 148V146L8 149H12L13 148V153H14V155H15V158H14V163L13 164H11L12 163V161H10L11 163L9 164V163H7L6 161H5V163H4V165L5 166H7V167H10V166H8V165H15L13 168H15L16 167V169L18 168L19 169V175L18 176H21L22 178L23 177H25V183H26V188L27 189H24V190H27L26 191V193H23V195H25V197H26V199H19V203H21L20 205H22L20 208H22L23 209V218H24V220H25V218H26V216L30 213V211H31V208L29 207V200L30 199H32V198H34L33 197V195L35 194H33V191H37L38 189L41 191V189L43 188V184H42V179H46V177L45 178H43V176L40 174V163L39 162H35V159H33L32 157H30L29 155H28V157H26V161H27V163H28V165H29V169H28V171H29V173H30V177H29V175H28V177L29 178H26V174H25V168H24V172H22V169H21V164H20V156H19V153H20V150H19V144H20V142H21V140H24L23 138H25L26 136H27V134ZM57 133V132H56ZM60 133H61V131H60ZM60 133H59V138H57L56 139V137L55 136H53V135H49V133H48V135H49V137H48V142L51 144V147L53 148V146L56 148V147H61V144H60V141H59V139H60ZM24 134L26 135V136H24ZM29 134V135H30ZM42 134H43V132H42ZM41 134V136L43 137V135ZM52 134V133H51ZM54 134V133H53ZM68 134H69V131H68ZM55 135V134H54ZM56 135V136H57ZM65 135H67V133L65 132ZM70 135H71V133L69 134V136L67 135L66 136V138L67 137H70ZM92 135V134H91ZM32 136V135H31ZM33 136H35L34 134H33ZM138 138H137V137ZM55 137V138H54ZM66 138H65V140H66ZM97 138H98V136H97ZM31 139V138H30ZM29 138H27L26 139V143L28 144V142H27V140H30ZM72 139V138H71ZM115 139V140H114ZM44 140H46V139H44ZM73 140V139H72ZM97 140V139H96ZM111 140H114L115 141V145H116V148L118 147L119 149V151H118V157H120V159H116V156H115V153H114V151H113V149L114 148H112V147H114L110 142H111ZM25 141V140H24ZM68 141V140H67ZM70 141V140H69ZM76 141V140H75ZM83 142H84V140H82ZM126 141H127V143L129 142V143H131V144H127L126 143ZM36 142V141H35ZM34 141H33V143L34 144H36ZM78 142V141H77ZM25 143V144H26ZM31 143V142H30ZM42 144H40L42 147L41 148H43V150H45L46 149V147L45 146H43V142H41ZM68 143H70V142H68ZM68 143H66L67 145H68ZM85 143V142H84ZM101 143V142H100ZM122 143H126L127 145L125 146V148L123 147V145H122ZM39 144V143H38ZM71 144V143H70ZM68 145V146H75L73 143H72V145ZM40 145H35V147L36 146H40ZM80 145H82V144H78L77 145V147H79ZM122 145V146H121ZM133 145H135V148H134V150L135 149H139L140 151H138V153H134L133 151H132V149H131V147L133 146ZM24 146V145H23ZM28 146H30V144L28 145ZM98 146V145H97ZM102 146V145H101ZM104 146V145H103ZM131 146V147H130ZM76 147V148H77ZM81 147H83V146H81ZM70 148V147H69ZM75 148V147H74ZM76 148L75 149H73L74 151H76ZM86 148V147H85ZM125 150H124V149ZM27 149V148H26ZM66 149H68L67 147H66ZM71 149V151L70 152H72V148H70ZM81 149H83V148H81ZM48 150V149H47ZM57 150H58V148H57ZM56 150V151H57ZM77 150H80V147H79V149L77 148ZM101 150V149H100ZM103 150V149H102ZM25 151V150H24ZM51 151V150H50ZM68 151V150H67ZM90 151V150H89ZM82 151L80 150V152L79 153H81ZM100 152V151H99ZM116 152V151H115ZM168 152V153H167ZM197 152H199L198 154H197ZM201 152L203 153V152H205V156L207 157L206 158V160H205V162H204V159H203V157H200L201 156ZM46 153H47V151H46ZM52 153V152H51ZM62 153V152H61ZM79 153H75V157H74V154H73V161L72 162H74V160L76 161V160H78V156L76 157V154L78 155ZM85 153H86V149H85ZM24 154V153H23ZM65 153H63V155H64ZM71 153L69 154V156H71L72 155ZM83 154V153H82ZM86 154H88V153H86ZM93 154V153H92ZM26 155V154H25ZM56 155V154H55ZM58 155V154H57ZM81 155V154H80ZM89 155V154H88ZM1 156H3V155H1ZM43 156V155H42ZM51 156V155H50ZM59 156H60V154H59ZM65 156V155H64ZM67 156V155H66ZM90 156V155H89ZM39 157V156H38ZM88 157V156H87ZM91 157V158H92ZM117 157V158H118ZM170 157V156H169ZM174 157V156H173ZM189 157V158H188ZM4 158L6 159V157L4 156ZM3 158V160H5ZM25 158V157H24ZM75 158V159H74ZM80 158H82V155H81V157ZM2 158L0 157V160H1ZM8 159V158H7ZM59 159H61L62 160V162L59 160ZM59 159L58 158H47V161H48V165H46V167H49V169H52L51 170V174L50 175H46V176H48V177H50L51 176V181L53 180L55 183H56V185H58L57 186V195H58V197H61V198H64V199H68V198H70V199H73L74 201L72 202V205H74L75 204V206H76V211H75V208H73L74 209V211H72V213H75V215H74V217H71V218H69V231L70 232H72L73 234H75V237H73L74 239H75V246H76V252L77 253H80L81 251H82V249H85V248H94V249H98L100 246H99V244L98 243H100V244H104L105 246H107L108 245V239H107V237H106V233H105V231H104V228H103V226H102V223H101V220H103V219H105L106 218V212H105V210L101 207V205H100V203L98 204V202H97V205L95 204V201H98L99 200V198H100V195H99V189L96 187V186H93V187H95V189H92V190H90V189H87V187L84 185V182H82L81 180L82 179H80V181H81V183L79 184V185H77V182H76V185L74 186V187H72L71 188V186H70V184H69V173L67 174V172H65V170H64V168L63 167H68V166H66L67 165V163L65 164L64 162H63V159L62 158H60L59 157ZM72 159H70V160H72ZM88 159V158H87ZM203 159V160H202ZM9 160V159H8ZM45 160V159H44ZM58 160V161H57ZM65 160H66V158H65ZM2 161V160H1ZM61 163H60V162ZM179 161V160H178ZM3 162V161H2ZM9 162V161H8ZM46 162V161H45ZM169 162V161H168ZM62 163H64L63 165H62ZM89 163V162H88ZM178 163V162H177ZM181 163V162H180ZM184 163V164H185ZM72 164V163H71ZM83 164V163H82ZM92 164V165H93ZM171 164V163H170ZM169 163H168V165H170ZM173 164V163H172ZM74 165L76 166V162L74 163ZM167 165V166H168ZM170 166H173V165H170ZM186 166V165H185ZM184 166V167H185ZM23 167V166H22ZM108 167V166H107ZM116 167V166H115ZM27 168V167H26ZM119 168V167H118ZM121 168V167H120ZM167 168L168 167H166L165 169H166V171H167ZM182 168V167H181ZM16 169H15V171H16ZM77 169V168H76ZM128 169V168H127ZM148 169H149V167H148ZM152 169V168H151ZM9 170V169H8ZM60 170H61V172L63 173H60ZM92 170V171H93ZM118 170V169H117ZM132 169H130V171H131ZM134 170V169H133ZM136 170H138V169H136ZM153 170V169H152ZM152 170H148V172H154V171H152ZM189 170V171H190ZM264 170V169H263ZM27 171V172H28ZM66 171H68L69 172V170L67 169ZM109 171H110V169H109ZM124 171V170H123ZM129 171V170H128ZM129 171V172H130ZM135 171V170H134ZM139 171V170H138ZM141 171V170H140ZM191 171V172H192ZM9 172H10V175L12 176V168H10V170H9ZM14 172V171H13ZM112 172V171H111ZM132 172V171H131ZM137 172V171H136ZM135 172V173H136ZM187 172V171H186ZM17 173H18V170H17ZM113 173V172H112ZM115 173V172H114ZM122 173V172H121ZM165 173V172H164ZM193 173V174H194ZM1 174V173H0ZM109 174V173H108ZM145 174V173H144ZM152 174V173H151ZM192 174V173H191ZM196 174H195V176H196ZM65 175V176H64ZM85 175V174H84ZM93 175V176H94ZM116 175V174H115ZM129 174H127V176H128ZM135 175V174H134ZM141 175V174H140ZM150 175V174H149ZM168 175V174H167ZM189 175H190V173H189ZM8 176V175H7ZM87 176V175H86ZM106 176V175H105ZM109 176V175H108ZM114 176V175H113ZM124 176V175H123ZM132 176H133V173H132ZM169 176V175H168ZM194 176V175H193ZM193 176H191V177H193ZM39 178V180H38V182H36V178ZM80 178H81V176H79ZM88 177V176H87ZM137 177V176H136ZM235 177V178H234ZM19 178V177H18ZM75 178V177H74ZM105 178V177H104ZM113 178H116V177H113ZM118 178V177H117ZM138 178V177H137ZM144 178H145V176H144ZM233 178L234 179H236V180H233ZM86 179V178H85ZM128 179V178H127ZM131 179V178H130ZM133 179V178H132ZM147 179V178H146ZM145 179V180H146ZM198 179V178H197ZM13 180V179H12ZM47 180V179H46ZM84 180V179H83ZM94 180V179H93ZM99 180V179H98ZM97 180V181H98ZM124 180V179H123ZM150 180H151V178H150ZM6 181V180H5ZM8 181V180H7ZM53 181L51 182V183H53ZM77 181H79V180H77ZM96 181V182H97ZM152 181V180H151ZM169 181V180H168ZM93 182V181H92ZM91 182V183H92ZM116 182V181H115ZM117 182H120V180H118ZM128 182V181H127ZM133 182V181H132ZM146 182V181H145ZM70 183H71V181H70ZM73 183V182H72ZM75 183V182H74ZM94 183V182H93ZM99 183V182H98ZM147 183V182H146ZM202 183V182H201ZM121 184V183H120ZM124 184V183H123ZM136 184V183H135ZM134 184V185H135ZM147 184H149V183H147ZM38 185V186H37ZM52 185V184H51ZM53 185H54V183H53ZM90 185V184H89ZM115 185V184H114ZM167 185V184H166ZM199 185V184H198ZM11 186V185H10ZM92 186V185H91ZM116 186V185H115ZM199 186H201V185H199ZM205 186V185H204ZM1 187V186H0ZM50 187V186H49ZM48 187V188H49ZM141 187V186H140ZM172 187V186H171ZM170 186H168V190H169V194H170V192H171V196H173V199H178L177 197H175L174 195H172L173 193H172V191L170 190V189H172ZM149 188V187H148ZM127 188L125 187V190H126ZM130 189V188H129ZM151 189V188H150ZM17 190V189H16ZM24 190H23V192H24ZM125 190H123V191H125ZM146 190V189H145ZM193 190V189H192ZM14 191V190H13ZM103 191V190H102ZM118 191V190H117ZM143 191V190H142ZM183 191V190H182ZM104 192V191H103ZM112 192V191H111ZM204 192V191H203ZM8 193V192H7ZM40 194H39V197H37L38 199H39V201H41L42 203H43V205H44V203L45 202H43V197H44V193H43V191H41V192H39ZM148 193H149V191H148ZM111 194V193H110ZM156 194V193H155ZM17 195V194H16ZM166 195V194H165ZM193 195V194H192ZM203 195V194H202ZM35 196V195H34ZM46 196V195H45ZM48 196V195H47ZM102 196V195H101ZM107 196H109V195H107ZM151 196V195H150ZM156 196V195H155ZM208 195H207V193H205V201H203V204L205 203L206 204V201L208 200V197H207ZM129 197V196H128ZM154 197V196H153ZM175 197V198H174ZM202 197H204V196H202ZM202 197H201V199H202ZM7 200H9L8 201V203L11 201V203L13 202V200H14V196H13V192H9L8 194H7ZM48 198V197H47ZM53 198H57V197H53L52 196V199ZM171 198V197H170ZM59 199V198H58ZM103 199V198H102ZM152 199V198H151ZM180 199V198H179ZM178 199V202H180L181 200H179ZM199 199H200V197H199ZM25 200V201H24ZM54 200V199H53ZM109 200V199H108ZM167 200V199H166ZM247 200V199H246ZM16 201V200H15ZM28 201V202H27ZM105 201H107V200H105ZM167 201H169V200H167ZM173 201V200H172ZM177 200H175V201H173V207H172V202H171V206L170 207H172V208H174V210L173 211H175V215H176V217L178 218V220H180L181 222L185 219L186 220V216H188L189 217V219H190V217L192 218V214H188V213H185L184 211L185 210H183V207H180V205H178L177 203H175ZM211 201V200H210ZM215 201H213V202H215ZM5 202H6V199H5ZM52 202V201H51ZM61 203H60V205L62 206L63 204L62 203H65V202H62V200L60 201ZM120 202V201H119ZM134 202V201H133ZM38 203V202H37ZM36 203V204H37ZM71 203V202H70ZM74 203V204H73ZM121 203V206H124L123 204H122V202H120ZM175 203V204H174ZM210 203H212V201L210 202ZM243 203H245L244 201H243ZM246 203H248V200H247V202ZM245 203V204H246ZM33 204H35V203H33ZM192 204H195V203H192ZM191 204V205H192ZM204 204V205H205ZM66 205V204H65ZM116 205V204H115ZM210 205V204H209ZM213 205V204H212ZM6 206V208H8V206L7 205H5ZM10 206V205H9ZM12 206H14V205H12ZM49 206V205H48ZM57 206V205H56ZM59 206V205H58ZM66 206H68V205H66ZM118 206V205H117ZM184 206V205H183ZM193 206V205H192ZM202 207H203V205H201ZM217 206V205H216ZM36 207V206H35ZM40 207V206H39ZM206 207V209H205V216L207 217V219H209L210 217L212 218V216H211V214L212 215H214L213 213L216 211H214L213 212V210H212V212L213 213H210L211 212V210L209 209V207H208V205H205L204 206V208ZM11 208V207H10ZM43 208V207H42ZM47 208V207H46ZM49 208H51V207H48V209ZM54 208H56V207H54ZM70 208V207H69ZM118 208V207H117ZM214 208H216V207H214ZM1 209V208H0ZM15 209H17V208H15ZM15 209H13L14 210V212L16 213V211H15ZM63 210L61 211V215L62 216H66V214H65V212L66 211H64V208H62ZM72 209V210H73ZM86 209V211L87 212H90L91 214L89 215L88 213V216L86 217V219H83L84 217V215L82 214V211L83 210H85ZM120 209L122 210V211H119V216L121 217L122 216V220H123V225H124V222H125V226H123L122 228H121V230L122 231H124L125 233H126V235L128 234V236H129V231L131 230V227L132 226H127L128 225V223H126L127 222V220H128V215L126 214V212L125 211H123V209H124V207H120ZM154 211L152 212V213H147V216H151L152 214V221L154 222V223H156L157 225H158V232H160V234H161V232H162V234L161 235H163V237H164V235L166 234V236H167V231L168 232H170L169 234L171 235V231H172V225H171V222H172V220H171V222H170V220H169V218L167 217V212H166V210L164 209V206H163V204L160 202V201H157V204H155L154 205ZM186 209V208H185ZM199 209V208H198ZM8 210H9V208H8ZM7 210V211H8ZM18 210V209H17ZM54 210V209H53ZM57 210V209H56ZM129 210V209H128ZM168 210H170V209H168ZM246 210V211H247ZM5 211V210H4ZM85 211V212H86ZM192 211V210H191ZM194 211H196V210H194ZM242 211H244V210H242ZM8 212H10V210L8 211ZM19 212V211H18ZM22 212V211H21ZM131 212V211H130ZM245 212V211H244ZM11 214H12V212H10ZM15 213H13V214H15ZM54 213V212H53ZM52 213V214H53ZM247 213V212H246ZM4 214V216L3 217H5V218H7L8 216L6 215L7 214V212H5V213H3ZM20 214V213H19ZM38 214V213H37ZM42 214V213H41ZM85 214V213H84ZM86 214V215H87ZM122 214V215H121ZM238 214V215H237ZM241 214V213H240ZM259 214V213H258ZM6 215V216H5ZM34 215V214H33ZM60 215V216H61ZM237 215V216H236ZM14 216V215H13ZM20 216V215H19ZM52 216V215H51ZM61 216V217H62ZM69 216V215H68ZM10 217V216H9ZM9 217H8V219H9ZM18 217V216H17ZM29 217V216H28ZM27 217V218H28ZM43 217V216H42ZM53 217V216H52ZM215 217V216H214ZM12 218V217H11ZM14 219L16 218V217H13ZM12 218V219H13ZM137 218V217H136ZM199 218V217H198ZM205 218V217H204ZM216 218V217H215ZM244 218V217H243ZM13 219V223H15V220ZM68 218L66 217V220H67ZM188 219V218H187ZM193 219H195V223L196 222H198L197 220H196V218L195 217H193ZM238 219V218H237ZM262 218H260V220H261ZM264 219V218H263ZM6 220V219H5ZM11 220V219H10ZM22 220V219H21ZM63 220V219H62ZM65 220V219H64ZM63 220V221H64ZM95 220H97V222H94ZM192 220V219H191ZM190 220V221H191ZM199 220V219H198ZM257 220V219H256ZM255 220V222H257L256 224H259V222L258 221H256ZM4 220H3V218H2V225L4 226L7 222H3ZM7 221V220H6ZM12 221V220H11ZM59 221H60V219H59ZM137 221V220H136ZM200 221V220H199ZM210 222H211V219L209 220ZM8 222H9V220H8ZM41 222V221H40ZM58 222V221H57ZM188 222V221H187ZM221 222H219L220 224H221ZM0 223H1V221H0ZM92 223H96V228L93 226H91V224ZM142 223V222H141ZM145 223V222H144ZM191 223H193V222H190L189 224H190V227H191ZM201 223V222H200ZM209 223V222H208ZM7 224H10V223H7ZM6 224V225H7ZM182 224V223H181ZM198 224V223H197ZM196 224V225H197ZM255 224V225H256ZM41 225H42V223H41ZM51 225H53V224H51ZM146 225V224H145ZM193 225H195L194 223H193ZM192 225V226H193ZM206 226H208L209 227V224L207 225V223L205 224ZM10 226V225H9ZM153 226H154V224H153ZM188 226V225H187ZM216 226H217V222H216ZM258 226V225H257ZM256 226V227H257ZM7 227H8V225H7ZM6 227V228H7ZM11 227H12V225H11ZM10 227V228H11ZM19 227V226H18ZM23 227V226H22ZM44 227V226H43ZM46 227V226H45ZM44 227V228H45ZM52 227V226H51ZM67 227V226H66ZM148 227V226H147ZM151 227V226H150ZM181 227V226H180ZM184 227V226H183ZM205 227V226H204ZM223 227V226H222ZM227 227V228H228ZM234 227V228H233ZM175 228V227H174ZM188 228V227H187ZM186 228V226H185V229H187ZM217 228V227H216ZM4 229H5V227H3V231H4ZM29 229V228H28ZM42 228H40L39 230L40 231H43V230H41ZM58 229V228H57ZM183 229V228H182ZM193 229H194V227H193ZM200 229V228H199ZM7 230H10L9 228L7 229ZM38 230V231H39ZM95 232H94V231ZM175 230V229H174ZM1 231H2V229H1ZM11 231V230H10ZM50 231V230H49ZM120 232V235H122L123 234V232ZM152 231H153V228H149V229H147V230H145L144 232H146L147 234H148V236H152ZM176 231V230H175ZM183 231V230H182ZM204 231H206V230H204ZM4 232H6V231H4ZM69 232V233H70ZM141 232V231H140ZM232 232V231H231ZM234 232V231H233ZM8 233V232H7ZM174 233V232H173ZM183 233H184V231H183ZM204 233V232H203ZM32 234V233H31ZM48 235H49V233H47ZM66 234V233H65ZM168 234V236L169 237H171L172 238V235L170 236ZM202 234V233H201ZM205 234H207V232H205ZM229 234H230V231H229ZM1 235V234H0ZM7 234H5V236H6ZM35 235H37V234H35ZM43 235H44V233H43ZM42 235V236H43ZM136 235H137V238H138V236H139V231H137L136 232ZM142 235V234H141ZM3 236V235H2ZM5 236H3L2 238L4 239L5 238ZM8 236V235H7ZM24 236V235H23ZM42 236H41V238H42ZM67 236V235H66ZM132 236V238H133V235H131ZM167 236V237H168ZM9 237V236H8ZM27 237V236H26ZM51 237V238H50ZM49 238L50 239H52V234H51V236H49ZM55 238V237H54ZM152 238V237H151ZM161 238V237H160ZM205 238V237H204ZM209 238H210V236H209ZM262 239H263V237H261ZM260 238V239H261ZM25 239V238H24ZM44 239V238H43ZM58 239V238H57ZM139 239V238H138ZM202 239V238H201ZM212 239V238H211ZM259 239V240H260ZM262 239H261V241H262ZM5 241H6V239H4ZM9 241H10V239H8ZM67 240V239H66ZM71 240V239H70ZM69 240V236H68V244L69 243H71V242H69L70 241ZM169 240V239H168ZM259 240H258V242H259ZM67 242V241H66ZM65 242V243H66ZM130 243H132V242H130ZM152 243V242H151ZM210 243V242H209ZM257 243V242H256ZM263 243H264V241H263ZM7 244H9V243H6V245ZM112 244V243H111ZM170 244V243H169ZM259 244V243H258ZM258 244H256V245H258ZM261 244H262V242H261ZM70 245V244H69ZM255 245V246H256ZM260 245V244H259ZM50 246V245H49ZM68 246V245H67ZM71 246H72V243H71ZM7 247V246H6ZM6 247H5V249H6ZM258 247V246H257ZM47 248V247H46ZM255 248L256 247H254L253 248V251L255 252ZM260 248V247H259ZM2 249V248H1ZM0 249V250H1ZM106 249H108V248H106ZM169 249V248H168ZM110 250V249H109ZM1 251H3V250H1ZM5 251V250H4ZM8 250H6V252H7ZM102 251V250H101ZM169 251H170V249H169ZM168 251V253H170ZM23 252V251H22ZM25 252V251H24ZM47 252H49V251H47ZM27 253V252H26ZM167 253V254H168ZM173 253V252H172ZM28 254V253H27ZM254 254V253H253ZM171 255V254H170ZM250 256H251V253L249 254ZM29 256H30V254H29ZM33 256V255H32ZM32 256H30V257H32ZM61 257H62V255H61ZM168 259V257H166L165 256V259ZM248 258V257H247ZM32 262H34L35 263V261L32 259L31 260ZM166 263V262H165ZM165 263H163V264H165ZM69 264V263H68Z\"/></svg>",
  "mask_w": 264,
  "mask_h": 264
},
{
  "label": "rangeland",
  "instance_id": "2",
  "mask_svg": "<svg viewBox=\"0 0 264 264\" xmlns=\"http://www.w3.org/2000/svg\"><path fill=\"white\" fill-rule=\"evenodd\" d=\"M22 1L23 0H21V1H19V0H15L12 4H11V6L13 5V7H14V4H16L15 5V7L18 9L19 7H17V3L19 4V6H22V7H25V5L27 6V7H25V9L27 8L28 9V12H27V10H23V12L25 11V13L27 14L26 16H28V14L29 15H33L32 16V18L33 17H36V19H40L39 21H37L36 23H34L33 25H31V23H29V25L27 26V31H25L24 32V34L23 35H25V33L26 32H29V33H27L25 36L26 37H28V38H25V37H23L24 39H26V40H24L23 38H22V41L24 40V41H30L29 43H30V48L28 47V45H29V43H27L28 45H25L24 44V41H23V43L21 42V45H20V47L21 46H23V44H24V48L25 47H28L29 49H31V51H32V44L31 43H33V42H36L35 40H39V43L38 42H36V44L38 45V46H36V48H37V51L38 52H40L39 50L41 49V55L43 54V56H44V53H46L47 52V57L46 56H44V58H42V60H39V61H42L41 63H42V66L39 64V66H41V67H43V68H41L40 67V69H38V72L37 71H35V70H37L36 68L38 67V65L36 66V62H38V60H36V59H39V56L37 55V54H35L34 52H32L33 53V55L36 57H34L32 54H30V50H28V49H25V53L23 52V49L24 48H22V50L19 52V51H17L16 53H14V55L12 56V59H15V60H12L11 59V63H12V65L14 66V65H16L15 64V62L17 61L18 62V64H20L21 65V68L23 69V72H21V73H23L24 75H26V77H25V81H24V75L22 76V74H21V76H22V79H23V81L24 82H22V79L21 80H18L19 81V87H20V91L19 92H14L15 94L14 95H16V99L14 98L15 96H13V98H14V103H13V105H12V108L11 109H8V114L6 113V118L4 119L3 118V120L2 119H0V128L1 129H3V126H4V129H7L8 127H10L11 129H14V130H22V131H24L25 130V134H26V132H32V134H27V136L24 134V136H26L25 138H23L24 140H21V142H20V144H19V150H20V153H19V158H20V164H21V169H22V172H24L25 171V174H26V178H29L31 175H30V173H29V171H28V169H29V165H28V163H27V159H26V157H28V155L30 156V157H32L33 159H35V162H39L40 164V174L43 176V178H45L46 177V179H42V184H43V188L41 189V191H43V193H44V197H43V202H45L44 203V205H43V203L41 202V201H39V199L37 198V197H39V192H41L39 189L37 190V191H33V194L35 195H33V197L34 198H32V199H30L29 200V207L31 208V211H30V213L26 216V218H25V220H24V218L22 217L23 216V209L22 208H20L22 205H20L21 203H19V199L21 198L22 200L23 199H26V197H25V195H23V193H26V191L27 190H24V189H27L26 187V183H25V177H21V176H18L19 175V169L17 168L16 169V167L15 168H13L15 165H8V166H10V167H7V166H5L4 165V163H5V161L7 162V163H11L10 161H12V163L11 164H13L14 163V158H15V155H14V153L12 152L13 151V148L12 149H7L5 146H4V148L3 149H0V157L2 158L1 160L3 161H1L0 160V221H1V223H0V249L1 250H3V251H1L0 250V264H163V263H165V264H264V243H263V241H264V217L263 216H259L260 214H261V211H259V210H255V212H254V214H255V220L256 221H258L259 222V224H256L257 222H255V220H254V222L251 224V225H246V223H244L245 222V218H247L248 216H249V214H248V210H247V208L245 209V207L246 206H244V205H248L249 204V199L248 198H246V197H244V198H242L243 200H240V202H242L241 204H244V205H242L243 207H244V209H242V210H244V211H242L241 210V212L239 211V215L236 217V223L235 224H239L238 226H240V230L239 229H232V230H230L231 228H229L228 226H231V225H227V223H222L221 222V219L220 218H222V213L221 212H223V209L220 207V204H219V202H217V201H215V198H214V195H213V191L211 190L210 191V189H211V187H209L208 185H206L204 182H203V179L198 175V174H196V172L194 173L192 170H187V168H190L189 166L187 167V161H184L185 159L187 160V158L186 157H181V154L180 153H172V154H168L167 155V165H168V163L170 164V165H173V166H170V165H165V164H163V165H159V166H157V167H150V166H148L149 167V169H148V167H143V168H141V167H137V168H135L136 166L135 165H129V167H128V165H124L123 163H121V162H119L118 163V166L117 165H104V166H101V168H102V175H101V177L100 178H98V179H96L95 178V172H96V166L93 164V163H95V161L96 160H98V161H101L103 158H104V154H106L105 152V149H106V146H105V142H103L102 140H100V136H99V132H100V130H101V125L103 126V124H104V126H108V128H110L109 130H111V129H113V126H111V125H113L112 123H114V122H116L115 121V118L114 117H116V119H117V121H120V119L123 121V123L125 122V121H127V119H128V121H129V123L130 124H136L137 125V130L139 131V129H141V123L140 122H143V123H145V120L143 121V120H141V119H138L137 118V114L139 113V111H138V107H136V106H139V101L137 102V99H135L137 96V91H136V88L134 89V90H130V91H128V90H126V89H131L132 88V86H133V88L136 86L134 83H135V78H133L132 79V72L130 71V66L128 65V69L129 70H127V69H125L126 68V65L124 66V64H123V66H122V61L120 62V60H122V57H120V53H122V54H128L129 52H127V53H125L123 50H126V49H128L129 47L131 48V46L130 45H133L134 46V44L133 43H135L136 41H134L133 42V40L134 39H130V42L132 43H128V41L126 42L125 40L123 41L122 40V44L121 45H126V47L128 46V48H124V46H119V48H121L120 50H119V48L118 49H116V50H118L117 52L116 51H114L113 49H112V46H110V45H112V44H114V46H115V44L116 43H114L113 41L111 42V44H106V47H108V48H111L112 50H113V52L116 54V56H118L119 55V57L121 58H119V57H116V56H113L115 59H114V61H113V57L112 56H108V54H111V55H115V54H113L112 52H108V50H106V49H104L103 48V45L105 44V42H101L102 44L100 45L101 47H99L98 45V47H99V49H100V51L102 50L103 52L105 51V53H102V51L100 52V53H102L101 55H106V52H107V56L105 57V55L104 56H101V55H99L98 54V56H96V54L94 53V52H90V51H92L91 50V48H90V45H88V43L90 42V41H94V39L95 38H92V37H96V39L99 37V36H96V35H98V33H99V35L100 34H104L106 31H104L105 29H107L108 27L109 28H111V22H109V23H106L107 22V19H108V15H112V13H113V15L116 13V11L114 12V11H111L107 6L108 5H114V8H115V2L116 3H118L119 2V5H120V7L123 9V11H122V9L121 10H117V11H119V13L118 14H120L119 16H118V14L116 15V16H118V19L120 20V21H123V23H125V21L127 22V19L129 20V18H130V16H131V11H130V6H129V4H127V3H129L128 2V0H114L113 2H112V0H104V2H103V4L105 3L106 4V7H104L103 5H101V3H102V1L103 0H65V4L63 3V1L62 0H47V2L48 1H50L51 3H47L46 2V0L44 1V0H40V1H38V0H35V3H34V1L33 0H25L27 3H25V2H23L22 3ZM30 1H31V3H30ZM41 1L43 2H46L47 4L46 5H52V7L51 6H47V8H46V5H45V9H48V10H46V11H50L49 13L52 15H55V14H58L57 16L58 17H60L59 18V21L58 20H56L57 21V25H59L60 26V28L58 29L57 27V29L58 30H62V32H64L63 30H67L68 31V29H69V27H70V25H68V24H70L69 23V21H71V23H73L74 22V26L73 25H71L72 26V28L73 27H75L76 25H75V21H77V22H80V21H82V22H80L81 23V25H77L78 26V29L80 30L81 29V27H82V25H84V24H82V23H85V25H86V23H87V25H88V19L87 18H89V20H90V18H92V20H93V18H97L96 20L94 19V22L96 23V25H94L95 23H93V21L92 20H90V24L88 25V27L90 26V27H96L97 26V24H99L98 26H102L103 24L105 25H103V28H99L98 26V29H102V32L103 33H100V32H98L97 33V31H100V30H98L97 29V27L94 29V30H96V32H94V30L93 29H91V28H87L86 26V28L85 27H82V28H84L85 30L86 29H88V31L87 32H82V33H84V34H86V36L85 37H87L86 39L85 38H83L84 39V41H83V39H82V35L80 36L79 35V33L78 32H81V31H79L78 29H77V31L78 32H76V33H78V37H80L81 38V40H82V43L84 42L85 44H87L88 45V47H87V45H79V43H78V41H81V40H78L79 38H77L76 36H74L75 35V33H74V31H76V29L75 28H77V27H75V28H71L68 32H69V36L67 37V36H65V35H67L66 33H67V31H65L64 33H65V35L63 34V33H59V32H61V30L60 31H58V33H57V36L55 35L56 33H55V31H56V28H54V26L56 25H52V23L51 22H53L54 20H52V19H57L58 17H56V18H52V19H50L48 16V12L47 13H45L46 15H42L43 14V12H44V9H43V6H41V10H40V13L39 12H37V11H39L38 9H35V7L36 8H40V5H39V2L41 3ZM97 1H98V3H97ZM124 1H126V2H124ZM134 1V0H133ZM136 1V2H135ZM134 2H135V4H134V7H132V16H135V17H138L139 19L137 20V18H135L137 21L136 22H139V24L137 23V25L136 26H138L139 25V27H141V26H143L142 25V23L144 24V23H146L144 26H149V27H145L146 29H148V30H144V32H146L147 33V31H152V32H148L147 34L146 33H144V32H142L141 31V29L143 30V28L144 27H141V29H139V30H136L137 31V33H139V34H137L136 33V31L135 32H133V34H134V37L136 36V34L138 35V36H140L139 38H138V36L137 37H135L136 39H137V47L136 48H141V50H142V52H141V54L143 53V54H145V53H148L147 51H150L151 53L150 54H153V55H155V54H158L157 52H155L156 50L158 51H160V48L162 47L163 48V50H162V48H161V50L162 51H160L161 53H163L164 54V56H162L161 55V53H159L158 55H156V58H157V56L158 57H160V55L162 56V58L165 60V62H164V64H166L167 63V61L168 62H170L169 60H166V58H164V57H169V58H167V59H170V55H168V54H171V53H173V55H172V57H174V52L175 53H177L179 50H182V49H186V50H184V52L186 53V55H188V54H192L193 52L195 53V51H194V49H193V47H192V44L190 43H188V45H186V43H185V46H190V47H192L190 50L192 51V49H193V51L192 52H188L187 53V50L189 49H187L186 47H181L180 45H182V43H181V41L182 40H184V37L186 38V36L187 35H189L190 33H191V35H193L197 30L194 28V30L192 31V29H193V27L191 26V19L188 21V19H185V20H187L186 22H188V25L190 26H188L189 27V30L190 31H188V34H186V33H184L183 32V28H184V26H183V28L182 29H180V31H179V28L181 27V18H180V16H182L183 14H182V12H181V10H183L184 11V9H182V7L180 8V7H176V8H179L180 10V12H178L179 13V16L177 17V14L175 13L177 10H175V8L173 9V10H175L174 11V13H171V14H173V15H175V16H172L171 14H168L169 13V11H168V8H166V10H167V12L165 11V7H163V6H161L160 4H164L165 5V3H166V5H167V7H168V5L170 4V6H171V4H172V6H175V4H173V2L174 1H176L177 3L179 2L180 3V5H183V7H188L187 9H188V12L190 11V8H192V13L193 14H195V16L193 17V21H194V19L197 17L198 18V16L197 15H201L199 18L201 19H197L196 18V23L195 22H193L192 23V25L193 26H200V25H203V23H205V22H208V23H205L204 25H211V23H212V21H211V17H212V14L210 13V10H212V9H214L215 7H217V5H215L214 4V6H212V8L210 7H208V5H211L212 4V1L208 4V2H206L205 4H207V7L209 8V11H208V13H206L205 14V12L206 11H203V10H205V9H207V8H205L206 7V5H204V4H201L202 2L200 1V0H197V2H196V0H194V1H192V0H188L189 1V3L188 2H186L187 0H185V2H184V0H174V1H168V0H166V2H165V0H160L161 2H159V0H156L157 1V3L158 4H156V1H154V0H152V1H154L155 2V8H154V6L152 7V9L154 8L155 9V11H156V8H158V11H156V12H158L157 13V15H159L161 12H163L164 14L162 15V14H160L161 16H163V17H165V18H167L166 19V21L170 18V15L172 16V17H174V21L172 20V19H170V21L172 20V22H166V24H165V20L163 21L162 19V22H164L163 24L164 25H161V26H164V27H162L161 28V26L159 27V26H157V27H159V28H161V29H159V28H157V29H159V30H155V29H153V28H156V25L153 27L152 25H154V24H157V23H160V24H162V22H160V19H159V21L158 20H154V18H155V11H154V9L152 10L153 12H154V15H153V19H152V15L149 13V14H147L149 11H147L146 10V6H147V4H149L150 3V1H149V3H147L148 1H146V0H144V4H140L141 6H143L144 5V7L142 8V7H139L140 5H139V3H140V1L141 0H135ZM168 1V2H167ZM191 1L197 6L198 5V7H197V13H196V11L194 12V9H196V6L194 5V4H191ZM205 1H207V0H205ZM205 1H203V3L205 2ZM15 2H17V3H15ZM124 2V3H123ZM142 2H143V0H142ZM154 2L152 3V4H154ZM214 2V1H213ZM24 3H25V5H24ZM94 3H95V5H94ZM108 3V4H107ZM114 3V4H113ZM147 3V4H146ZM181 3H183V4H181ZM198 3V4H197ZM214 3H216V0H215V2ZM22 4V5H21ZM28 4H30L29 6H34L33 7V9H32V7H31V10H30V8H29V6H28ZM32 4V5H31ZM43 4V3H42ZM45 4V3H44ZM43 4V5H44ZM96 4H97V8H98V10H96V8H95V6H96ZM104 4V5H105ZM0 5H2L1 4V1H0ZM24 5V6H23ZM54 5V6H53ZM149 5H151V4H149ZM148 5V6H149ZM165 5V6H166ZM180 5H178V6H180ZM185 5V6H184ZM192 5V6H191ZM204 5V6H203ZM147 6V8L148 9H150V11H151V8H149ZM157 6V7H156ZM159 6H160V8H159ZM170 6H169V8H170ZM177 6V5H176ZM1 7V6H0ZM14 7V9H13V11L16 9ZM100 7H101V9H102V7H103V10L104 9H106V10H104V12L105 11H107V14L105 15H103L102 17H101V15L104 13L103 11H100ZM110 7V6H109ZM128 9H126V8ZM136 7V8H135ZM163 7V8H162ZM200 7V8H199ZM21 8V7H20ZM49 8H51V10L49 9ZM57 8H59L58 9V11H57ZM140 8H142V9H144V14H145V12H146V15L144 16V14L143 13H140L141 11L143 12V10L141 9V11H140ZM173 8V7H172ZM172 8H170V12H173L172 11ZM205 8V9H204ZM22 9V8H21ZM21 9H18L17 10V12L18 11H22ZM24 9V8H23ZM53 9V10H52ZM111 11L112 13L111 14H109L110 12L108 11ZM125 9V10H124ZM135 9H136V11H135ZM162 10L161 12H160V10ZM187 9H186V11H187ZM30 10V11H29ZM34 10H36V11H34ZM43 10V11H42ZM146 10V11H145ZM16 11V10H15ZM51 11H53V13L51 12ZM55 11L57 12V13H55ZM97 11H98V14L99 15H97ZM120 11H122L123 13L125 12V11H127L128 13L127 14H129V18H126V16H124L123 17V19H122V14L120 13ZM186 11H184L185 13H187ZM23 12H20L19 13V17L20 16H22V14L21 13H23ZM31 12V13H30ZM33 12H35L34 14H33ZM38 13V15H36L37 13ZM103 12V13H102ZM137 12V13H136ZM153 12H151V13H153ZM160 12V13H159ZM25 13H24V15H25ZM55 13V14H54ZM100 13H102L101 15H100ZM134 13H136V15H134ZM192 13H189V17H191V15H192ZM21 14V15H20ZM40 14V15H39ZM80 14L82 15V16H86V18H85V20H87V21H84V20H82V19H84V17L82 18V16L80 17ZM89 14V16H87ZM90 14H91V16L93 15V14H95L94 16L95 17H91L90 16ZM126 14V13H125ZM140 14H142L143 16H141ZM182 14V15H181ZM36 15V16H35ZM51 15H50V17H51ZM73 15H75V16H73ZM112 15V16H113ZM149 15H151V16H149ZM159 15V16H160ZM188 15V14H187ZM186 15V16H187ZM42 16H46V17H48L49 19L48 20H52L51 22L50 21H47L46 19H45V22H44V18L42 19ZM56 16V15H55ZM68 16H70L72 19H69L68 18ZM131 16V17H132ZM148 16V17H147ZM185 16V15H184ZM183 16V17H184ZM22 17H24V16H22ZM54 17V16H53ZM114 17V16H113ZM141 17V18H140ZM146 17H147V20H146ZM188 17V16H187ZM74 18H76V19H74ZM77 18H78V20H77ZM82 18V19H81ZM102 18V19H101ZM114 18H116V17H114ZM143 18V19H142ZM79 19H81V20H79ZM103 19H105L106 21L105 22H102V21H104ZM126 19V20H125ZM140 19H142V21L140 20ZM152 21H158V22H153L154 24H150V22H152ZM178 20V22L179 23H177V21H175V20ZM75 20V21H74ZM99 21V23H97L96 21ZM134 20V19H133ZM148 20H150V21H148ZM184 20V19H183ZM46 21H47V24H49V23H51V25L53 26V27H51L50 25H48L47 26V24H46ZM84 21V22H83ZM92 21V22H91ZM146 21H148L149 23H147ZM199 21H201V22H203L202 24H197V23H199ZM205 21V22H204ZM30 22H31V20H30ZM39 22V23H38ZM49 22V23H48ZM65 22H66V24H67V26L68 27H64V26H66V24H65ZM174 22H176V24L177 25H172V26H169L168 25V27L169 28H171V30H176V32H177V35H181L180 34V32L182 31L183 33H184V35H183V33H182V38L183 39H181V37L180 36H178V38H180L179 40H181V41H179V40H177V37L176 38H174L173 36H171L172 34H173V32H172V34L171 33H169V34H167L166 32H164V30L165 29H163V28H168L166 25L167 24H169L170 23V25H171V23H174ZM186 22H182V24L184 23V25L185 24H187ZM200 22V23H201ZM41 23L43 24V25H41ZM59 23V24H58ZM80 23H78V24H80ZM36 24V25H35ZM37 24L39 25V26H47L48 28L47 29H49V32L51 31V33L53 34V31H52V29H54L55 31H54V35L53 36H51V37H53V39L57 42V44L55 45V44H52L51 42H50V40L51 41H53L52 39H50L49 41H48V39L47 38H50V35H49V37H48V35L46 36V35H44L43 37H42V39L43 40H40V38H41V36L43 35V34H47L46 32L44 33V31L46 30V29H44V27L42 28L43 30H41V27L39 28V26H37ZM53 24H54V22H53ZM61 24V25H60ZM91 24L93 25V26H91ZM102 24V25H101ZM136 23H134V25H135ZM147 24H149V25H147ZM178 24H180V26L178 27ZM197 24V25H196ZM31 25V26H30ZM106 25L108 26L107 28H106ZM133 24H132V27H131V29L133 28V26H134ZM151 25V26H150ZM157 25H159V24H157ZM208 25V26H209ZM58 26V27H59ZM64 27V28H62V27ZM79 26H81L80 28H79ZM175 26H177L176 27V29L174 28ZM187 26V25H186ZM185 26V27H186ZM207 26V27H208ZM32 27H35V28H32ZM188 27H186L185 29H188ZM201 27V26H200ZM204 27V26H203ZM203 27L202 28H200V29H203ZM206 27V26H205ZM207 27L205 28V31H206V29H207ZM32 28V29H31ZM46 28V27H45ZM52 28V29H51ZM30 29V30H29ZM35 29V30H34ZM38 29V30H37ZM134 29H138V27L137 28H133L132 29V31H134ZM153 29V30H152ZM197 29H199V28H197ZM33 30H34V32H33ZM73 30V31H72ZM84 30V31H85ZM90 30L92 31V33H90V34H87L88 32H90ZM160 30H162V34L160 33ZM169 31H170V29H168ZM167 30V31H168ZM208 30V29H207ZM41 31H42V33H41ZM70 31H72V32H70ZM139 31V32H138ZM166 31V30H165ZM184 31H186V30H184ZM47 32H48V30H47ZM48 32V33H49ZM57 32V31H56ZM93 32H94V34H93ZM176 32H174V33H176ZM187 32V31H186ZM194 32V33H193ZM36 33V34H35ZM51 33H49V34H51ZM95 33H97V34H95ZM107 33V32H106ZM111 33V32H110ZM141 33V34H140ZM41 34V35H40ZM51 34V35H52ZM61 36V35H63V36H65V37H67V39H66V42L68 41V39H70L71 40V38L70 37H76L75 39H74V41L76 42V44L78 43V45L79 46H77V45H75V42L73 41V39L70 41V43H69V41L67 42V43H69V45H70V47H72L73 48V46L71 45V43L74 45V48L76 47V49L78 50L77 52H76V49L74 50L75 52H74V54H75V60H74V57H72L74 54H73V51L71 52L70 50L72 49V48H70L69 47V45L66 43L65 44V38L64 39H57V37L59 36V35ZM71 34H74V35H72V36H70ZM93 34V35H92ZM143 34V35H142ZM157 34H158V36H157ZM165 34L168 36V37H171V38H174V40L176 39V41H179L178 43H180V44H178V46H179V48L180 49H177V47L178 46H176L175 44H176V42H174V41H172V43L170 42V40H172V39H169V42L170 43H168V41H167V39L165 38V39H163V36H165ZM185 34H186V36H185ZM35 37V35H36V37H35V40H33L32 38H34L33 36ZM38 35H40L39 37H38ZM89 35H91V38L92 39H90V36ZM145 35H147V37L145 36ZM176 35V34H175ZM32 36V38H30V37ZM104 36H106L105 34H104ZM103 35H102V37H104ZM143 36V37H142ZM149 36H151L150 38H149ZM154 36H157V38H161V36H162V41H164V43L163 44H167V46H169L170 48H171V44H172V48L174 47V45L176 46L175 48H176V50H178L177 52H176V50H174V49H169L167 46H166V48L165 49H169L168 51L169 52H166V54H165V52H163L165 49H164V47L163 46H157V42H159L160 44L159 45H163L162 43H161V40H158V41H156L155 39L153 40V38L152 37H154ZM166 36V37H167ZM73 37V38H74ZM100 38V40L102 41L103 40V38ZM133 37V38H134ZM167 37V38H168ZM188 37V36H187ZM190 37V36H189ZM188 37V38H189ZM192 37H194V35L192 36ZM38 38V39H37ZM59 38H61V37H59ZM105 38V37H104ZM140 38H142L141 40L143 41H141L140 40ZM146 38L147 39H149V41H148V43H146L145 42V40H146ZM156 38V37H155ZM188 38H186V39H188ZM28 39V40H27ZM29 39H31V40H29ZM99 39V38H98ZM128 39V38H127ZM128 39V40H129ZM185 39V40H186ZM45 40H46V42H45ZM77 40V41H76ZM86 40V41H85ZM100 40H96V41H100ZM105 40H107V37H106V39H104V41ZM151 40V41H150ZM190 40H191V37H190ZM40 41L42 42H45V43H43L42 44V46H43V49L42 48H40L39 50H38V48H39V45H40ZM96 41L94 42V43H89V44H92L91 46H95V48L97 47L95 44H97L96 43ZM154 41H156L155 43H154ZM167 41V42H166ZM187 41V40H186ZM49 42L52 44V45H54V46H56V49H55V47H49L48 48V46H49ZM54 42V41H53ZM60 42H61V44H60ZM107 42V41H106ZM124 42L126 43V44H124ZM150 42H152V44L154 45V46H156V47H160L159 49L157 48V49H155L154 47H152V44L150 43ZM65 45H64V44ZM81 43V44H82ZM83 43V44H84ZM99 43V42H98ZM143 43H145L144 44V46L142 45V46H140V44H143ZM175 43V44H174ZM35 43L33 44V47H35L34 45H36ZM63 44V45H62ZM100 44V43H99ZM151 44V47H150V49L151 50H147V48L149 47V45ZM174 44V45H173ZM48 45V46H47ZM63 46V47H59V46ZM148 46V47H145V46ZM64 46H65V51L62 49V48H64ZM110 46V47H109ZM114 46H113V48H114ZM133 46H132V48H131V52H130V55H129V57L131 58H133V57H139V55L138 54H140L139 52H140V50H135L136 51V53L133 55V52H135L134 51V49H133ZM184 46V45H183ZM40 47H41V45H40ZM47 47V48H46ZM81 47V48H80ZM83 47H87V49L86 48H83ZM135 47V46H134ZM36 48H34L33 50H35V52H36ZM45 48V49H44ZM61 50H60V49ZM79 48H80V50L81 49H84V50H82V51H80L79 50ZM107 48V49H108ZM155 49V51H154V49ZM49 49V50H48ZM51 49H53V50H51ZM70 49V50H69ZM93 49V48H92ZM97 49V48H96ZM133 49V50H132ZM146 51V52H144V50ZM26 50H28V51H26ZM45 50H47L46 52H44ZM57 51L58 52V54H59V51H62L61 53H65L66 52V54H65V56H64V54H59V55H57V52L55 53V55L53 54L55 51ZM86 50H88V51H86ZM110 50V49H109ZM111 50V51H112ZM130 50V49H129ZM152 50H153V52H155V53H152ZM174 52H173V51ZM51 51V54L52 55H54L55 57L56 56H64V61L66 60V64H68V62H69V64L68 65H66V66H64L65 65V63H62L63 62V58L62 59H60L61 57H59V61L58 60H56L58 57H56V58H54L53 59V57L51 56V54L49 53ZM82 53H84L86 56H83L84 54L82 53V55L81 54H79L80 52ZM137 51H138V54H137ZM172 51V52H171ZM37 52V53H38ZM53 52V53H52ZM69 52H71V53H69ZM79 52V53H78ZM99 52V51H98ZM97 51H96V53H98ZM19 53V55H17L16 56V54H18ZM29 53V54H28ZM78 53V54H77ZM88 53V54H87ZM89 53L90 54H92V57H93V59H94V61L92 60V62H94V63H92L91 62V56L89 55ZM180 53V52H179ZM193 53V54H194ZM39 54V53H38ZM48 54H50L49 56H48ZM70 54H72V55H70ZM137 54V55H136ZM140 54V55H141ZM149 54V53H148ZM178 54V53H177ZM181 54H184V53H182L181 52ZM26 55H28V56H33L32 58L31 57H28L27 58V56ZM87 55H89V58H88V56ZM125 55H121V56H125ZM165 55H168V56H165ZM178 55H180V54H178ZM177 55V56H178ZM20 56H21V58H23V60H25V62H26V60H27V64L25 63V62H19L18 60H22L21 58H20ZM25 56V57H24ZM42 56V57H43ZM79 57L78 59H76V57ZM95 56L98 58V59H96V61H95ZM101 56V57H100ZM175 56H176V54H175ZM176 56V57H177ZM189 56V55H188ZM188 56H185V57H188ZM191 56V55H190ZM189 56V57H190ZM15 57V58H14ZM18 58V60H17V58ZM104 57H105V60L106 61H109L110 60V63L112 62V64H110L109 62V64L111 65V67H114L113 65H115L113 62H117V71H119L118 70V62H120L121 64H120V67L122 66L126 71H128V72H126V73H122V74H128L129 73V71H130V73L128 74V75H130V76H132L131 77V79L132 80H134V82L133 81H131V82H133V84L132 85H130V82H128V81H125V84L127 83L128 85L126 86V87H131V88H126V87H124V81L123 80H125V77H126V75H121L122 77H124L121 81H122V83H120L121 81H120V79H121V77L119 78V76L120 75H117V72H115L116 73V75L114 76L113 74H115V73H113L112 72V70H114V69H111V71H110V65L109 64H107L106 62H105V60H104ZM110 57H112V58H110ZM33 60L34 58H35V62H34V64H33V66H31L32 65V63H31V60ZM40 58H41V56H40ZM107 58H109L108 60H107ZM116 58H117V61H116ZM118 58L120 59V60H118ZM124 58V57H123ZM181 58L182 59H184V57H182V55L181 56H179V58H174V59H179V62L181 61ZM79 59H81L82 61H83V63L81 62H79ZM84 59H85V61H84ZM90 61H89V60ZM134 59V58H133ZM78 60V61H77ZM104 60V61H103ZM157 60V59H156ZM161 60L162 59H159V65L161 66L162 64H163V62H162V64H161ZM13 61H15L14 63H13ZM47 61V63L49 64V63H51V64H49L51 67H48L49 65L47 64V65H45L46 62ZM62 61V62H61ZM87 61V62H86ZM91 62V63H89V62ZM98 61L102 64L103 63V65H101L100 63H98ZM103 61V62H102ZM163 61V60H162ZM172 62H174V63H178V60H175V61H173V60H171ZM16 62V63H17ZM62 63V66L60 65L61 63ZM73 62V63H72ZM76 62V63H75ZM78 62V63H77ZM25 63V64H24ZM45 63V64H44ZM86 65H85V64ZM96 63V67L94 66V69H97V70H94L93 71V74H91V75H93V79H95V80H93V81H95V83H93V85L91 84L92 83V80H88L90 77H89V73H91V71H89V69H91L92 67L90 66V65H94ZM106 63V65H104ZM43 64H44V66H43ZM64 64V65H63ZM73 64V65H72ZM81 64L85 67H83V68H81ZM87 64H88V66H87ZM100 64V65H99ZM10 65V64H9ZM20 65H17V66H15L16 67V70L15 71H17V70H19V71H22L21 70V68H20ZM26 65H28V66H26ZM34 65H35V69H34ZM78 65H80L79 67H78ZM97 65H99V66H97ZM109 65V66H108ZM30 66V67H29ZM64 66V67H63ZM107 66H108V68L109 69H107ZM163 66H165V65H163ZM8 67V66H7ZM27 67V68H26ZM47 69H46V68ZM77 69H76V68ZM103 67V68H102ZM120 67H119V69H120ZM18 68V69H17ZM20 68V69H19ZM28 68H30V69H28ZM39 68V67H38ZM46 70H48L49 71V68L51 69L50 71H51V73L49 74V72L47 71L46 72V74L45 73H43V70L45 71V69ZM70 68V69H69ZM100 68V69H99ZM105 69V72H104V70L102 71V69ZM115 68V69H116ZM123 68H122V70L121 71H123ZM161 68H163L164 69V67H161ZM28 69V70H27ZM34 69V70H33ZM43 69V70H42ZM70 71H69V70ZM81 69H83V70H85L86 71V73H84L85 71H81V72H83V74H86V76H84L82 73H80V70ZM88 69V70H87ZM31 70V71H30ZM64 70L66 71V73L64 72ZM72 70V71H71ZM78 70V71H77ZM102 72H101V71ZM110 71V73L108 72V71ZM124 70V71H125ZM165 70V69H164ZM166 70H167V67H166ZM24 71H25V73H24ZM33 71V72H32ZM39 71H41V72H39ZM87 71H89V72H87ZM97 71H98V74H99V76L97 75V77H94V76H96V73H97ZM109 73V74H111L112 73V77L109 75L107 78L108 79H112V78H115L114 80L116 81L117 80V82L118 83H116L117 84V86H115V84H114V80L112 79L111 80V82H113L112 84L110 83V81L108 80H105L106 78L104 77V76H106L107 75V72ZM37 72L38 74H35V73ZM70 74H69V73ZM104 72V73H103ZM17 73V72H16ZM20 73V72H19ZM29 73H30V75H31V73H32V75H37L35 78H38L37 79V86H39V85H41L42 87H45V88H42L41 86L38 88L35 84L36 83H34V86L33 85H30V83H33V82H35V81H33L34 80V78H28L30 75H29ZM39 73H40V75L42 74V75H45V76H39ZM94 73H95V75H94ZM106 73V74H105ZM163 73H164V71H163ZM103 74H105V75H103ZM121 74V73H120ZM19 75V79H20V74H18ZM31 75V77H34V76H32ZM50 75H51V77H50ZM80 77H79V76ZM87 75H88V77L89 78H86L87 77ZM159 80H160V84L157 82V84L158 85H160V89H161V91H162V89H163V87H162V85L164 86V89L166 88V85H167V87L169 86H171V79H169V80H167V77H166V79H165V76L164 75H167V73L166 74H162V72H160L159 74ZM78 76V77H77ZM100 76H102L101 78H100ZM114 76V77H113ZM40 77H45V78H47V77H49V79H47L48 80V82H44V80H46L45 78H43L42 80H40L41 78ZM99 77V78H98ZM104 77V78H103ZM129 77V76H128ZM164 77V78H163ZM170 77V76H169ZM78 78H79V81H81V83L79 82V81H77L78 80ZM28 79H30V80H28ZM99 80V82H98V80ZM127 79V78H126ZM130 79V78H129ZM32 80V81H31ZM84 80V82H82ZM158 80V81H159ZM20 81H21V84H20ZM40 81H43L45 84H43V82H40ZM49 81L50 82H55V83H51V85H50V83H49ZM103 81V82H102ZM163 81L164 82H166V84L164 83L163 84ZM26 82L28 83L27 85H28V87H31L32 89H33V91L31 90V88H29V90H30V96L32 95V96H35V98H34V100H36V98H37V100H39L40 101V103H39V101H35V102H38V104H37V106L38 105H42L44 102H43V100H45V98H42V97H44L45 95H46V97H48V94H51V92L53 93V95H49V97L50 98H53L52 96H55V98H56V100L57 101H55V99H54V101H52L50 98L48 99H46L45 101H47V100H51L52 101V103L51 104H49L50 103V101L49 102H45V104L46 103H48L49 105H52V107L53 108H55L54 110L56 111V114H53V116L51 115L50 116V112H53V110H51L50 111V106L48 107L47 105H42V107L44 106V107H46L45 108V110L43 111V113H46V115L48 116V114H49V117H45V114L43 115V117H45V119L44 118H42V112L40 111V113L38 112L41 108H39L38 107V109L39 110H37L36 111V104H32L31 102H33V100L30 102V100L31 99H33L32 97L29 99V100H27V97H28V95H29V93L28 92H24L23 91V88H25V91H27V89H28V87H27V89H26V85H24V84H26ZM102 84H101V83ZM108 85V84H110V85H114V86H112V87H110V85H108V87L106 88V90H104L103 88H105L104 86H106V84ZM24 83V84H23ZM47 83H49L48 84V86H47ZM22 84L24 85V86H22ZM56 86H55V85ZM87 85V84H90L91 86H89V88H87L88 86H85L84 87V85ZM96 84V85H95ZM101 86H100V85ZM103 84H105L104 86H103ZM123 84V85H122ZM53 85L56 87V88H50V86L51 87H53ZM98 85H99V88L98 89H101L102 91H104V93H105V96H106V99H108L107 100V102H106V99H104L105 98V96H104V93H102L101 92V90L99 91H97V92H99L98 93V97L94 94V93H96V91H94V88H96V90H97V87H98ZM121 85V88L119 87ZM83 86V87H82ZM95 86H97V87H95ZM122 86H123V88H122ZM140 86V85H139ZM82 87V88H81ZM100 87H102V88H100ZM117 88L118 90L115 92V90L113 91L112 90V88ZM120 89H119V88ZM137 87V86H136ZM156 87H158V86H156ZM45 89L46 91H47V89H48V94H47V92L45 91V90H42V89ZM85 88L88 90V91H85ZM125 88V89H124ZM138 88H140L139 90H142L143 89V87H138ZM42 90V92L43 93H45V94H41L42 96H40V93H41V90ZM121 89H124V91L123 90H121ZM159 89V88H158ZM163 89V90H164ZM38 90V91H37ZM109 90V91H108ZM126 90V91H125ZM148 90V89H147ZM147 90H146V92H147ZM18 91V90H17ZM37 92L36 93V95H34V92ZM45 91V92H44ZM89 91H90V97H89ZM105 91H107V92H109V94L111 93V92H113V94L111 93L110 95L109 94H106V92ZM125 92V95L126 96H123V95H120V93H122V92ZM159 92H160V90H158ZM32 92H33V94H32ZM54 92L56 93L55 95H54ZM117 92H119V93H117ZM127 92H128V94H127ZM83 93H86L87 95H88V97L86 96V97H84V95H82ZM114 93H116L115 94V96H114ZM129 93L131 94V96L132 97H129L128 95H129ZM133 93H134V95H133ZM147 93H150L149 92V90H148V92ZM146 93V94H147ZM17 94H18V97H17ZM28 94V95H27ZM101 94H103V95H101ZM122 94H124V93H122ZM19 95H23L24 97H26V99L24 98H22V96H19ZM39 95V96H38ZM93 95V98H94V102H92V103H90V106H89V101L90 100H93V98L91 99V96ZM117 95V96H116ZM147 95H153V93L151 94H147ZM146 95V96H147ZM100 96L102 97V96H104V103L102 102L103 100L100 98ZM107 96H110V98L109 97H107ZM112 96H114V97H116V98H112ZM123 98L122 100H121V98ZM129 98H132V100H130V99H128V97ZM134 96V97H133ZM136 96V97H135ZM58 97V98H57ZM21 98V99H20ZM84 98H86L85 100H88V102L87 101H85L84 100ZM96 98H97V100L98 99H101V100H98L99 101V105H101L102 103H103V105H102V107L100 108L97 104H96V102H97V100H96ZM119 98V99H118ZM25 100V102L24 103H29L28 105H26V104H24V103H21V102H19L20 104H22V106H24V105H26L25 106V109H22V107H21V105L19 104V106H18V102H15V101H20V100ZM110 99V100H109ZM111 99H113L112 101H111ZM133 99L136 101V102H134L133 101ZM42 100V101H41ZM118 100V101H117ZM119 100H121V101H119ZM127 101V104H124L123 102H126ZM146 100H148V98H146ZM117 101V103L119 104L120 103V105L119 106H121V107H119L118 105H116L115 103H113V102H116ZM34 102V103H35ZM41 102H43V103H41ZM53 102H55L54 104H53ZM59 104V106L61 107V108H56L57 106H58V104ZM86 102L88 103L87 105H86ZM106 102V103H105ZM134 102V103H133ZM16 103V104H15ZM98 103V102H97ZM101 103V104H100ZM123 103V104H122ZM130 103H132V104H130V105H134V106H132V108H130V106H129V108H127L128 107V105ZM136 103H137V105H136ZM16 106H15V105ZM56 104H57V106H56ZM98 106H96V105ZM106 104H107V107H103L104 105L106 106ZM110 104H111V106H110ZM32 105H34V107L32 108L33 110L32 111H35V112H32L31 111V108H30V106L32 107ZM94 105H95V108H94ZM108 105L111 107V109L112 110H114V111H109L110 109V107L108 108ZM116 105V107H114ZM36 106V107H35ZM123 106L125 107V108H127L128 110H129V113L127 112L128 110L127 109H124L123 108ZM127 106V107H126ZM19 107V108H18ZM27 107H29L30 109H28V111H27ZM93 109H92V108ZM97 107V108H96ZM114 107V108H113ZM133 107H136V108H133ZM20 108H21V111H20ZM24 108V107H23ZM52 108V109H53ZM91 108V109H90ZM120 108V109H119ZM124 109V111H121V109ZM44 109V108H43ZM43 109H41V110H43ZM46 109H48L47 111H50V112H46ZM58 109H60V110H58ZM61 109H62V111H61ZM88 109V110H87ZM106 109V110H105ZM122 109V110H123ZM130 109H132L131 111H130ZM11 112H10V111ZM23 110H25L23 113H22V111ZM104 110V111H103ZM110 112V114L109 115H106V113L108 112V111ZM117 110H118V112H117ZM26 111H27V113H26ZM126 111V112H125ZM135 111H137V112H135ZM20 112H21V114H20ZM28 112H29V114H28ZM37 112H38V114H41V116H39L38 114H37ZM106 112V113H105ZM113 112V113H112ZM123 112L126 114V117H127V119L125 118V116L124 117H122V115L121 114H123ZM135 112V119L134 118H132V116H134V113ZM9 113H11V115H12V117L11 116H8L9 115ZM32 113H36L35 114V116H34V118H31L32 117ZM65 113V114H64ZM104 113V114H103ZM111 113H112V115H116V116H111ZM119 113H120V115H119ZM132 113V114H131ZM14 114V115H13ZM31 114V115H30ZM52 114V113H51ZM96 114V115H95ZM98 114H100V115H98ZM108 114V113H107ZM28 115V116H27ZM36 115H38L37 116V118H36ZM62 115V116H61ZM90 115V116H89ZM7 116L10 118H7ZM14 116V117H13ZM56 116L58 117L57 119H56ZM63 116H64V118H63ZM89 116V117H88ZM99 116V117H98ZM106 116H107V118H106ZM110 116V117H109ZM129 116H131V118H129ZM26 117H28L29 118V120H28V118L27 119H25ZM51 117H55L54 118V120L55 121H52L53 120V118L51 119ZM93 117V118H92ZM111 117H112V119H111ZM122 117V118H121ZM12 118V119H11ZM15 118H17L16 119V121L14 120ZM89 118V119H88ZM93 120V123H92V120ZM106 118V120L104 121V119ZM123 118H125V120L123 119ZM40 119V120H39ZM48 119H51V121H52V123L50 124V125H52L51 126V129H50V127L47 125L49 122H51V121H49L47 124L46 123H44V122H41V121H48ZM58 119H60L59 121H58ZM69 119V120H68ZM103 119V120H102ZM131 119V120H130ZM6 120V121H5ZM20 120V121H19ZM36 120H38V121H36ZM86 120H88L89 122H87ZM109 120H110V122H109ZM11 121V122H10ZM23 121V123H21ZM24 121H27V123L28 124H26ZM46 121V122H47ZM106 121H108V123L106 122ZM112 121V122H111ZM122 121H121V124H122ZM134 121H136V123H134ZM9 122V123H8ZM32 122H35V123H32ZM57 122H60V123H57ZM62 122H65V123H63L62 124ZM66 122H67V124H66ZM70 122V123H69ZM21 123V124H20ZM39 123V124H38ZM116 123H119L120 124V122H116ZM140 123V124H139ZM23 124V125H22ZM25 124H26V126H28V127H26L25 126ZM61 124V125H60ZM65 124V125H64ZM93 124V125H92ZM107 124V125H106ZM119 124H117V125H119ZM21 125V126H20ZM38 126V128L39 129H41L40 127H42V130H41V132L39 131V129L38 128H35L34 126ZM55 125V126H54ZM63 125V126H62ZM90 125V127H88ZM17 126V127H16ZM32 126V127H31ZM47 126V127H46ZM58 126H60V127H58ZM94 126H95V128L97 129H95L94 128ZM16 127V128H15ZM44 127H46L45 128V130H43V128ZM57 127V130H55V128ZM100 127V128H99ZM22 128V129H21ZM28 128V129H27ZM29 128H31L32 130L33 129H35V130H31V129H29ZM54 128V129H53ZM60 128V129H59ZM91 128H93V129H91ZM36 129H38V130H36ZM62 129V130H61ZM64 129V130H63ZM67 129H68V131H69V134L71 133V135H70V137H67L66 138V136L68 135L69 136V134H68V131H67ZM98 129H100V130H98ZM30 130V131H29ZM51 130V131H50ZM82 130V131H81ZM93 130V131H92ZM38 131V132H37ZM55 131V132H54ZM60 131H61V133H60ZM67 133V135H65V132ZM98 131V132H97ZM42 132H43V134H42ZM57 132V133H56ZM143 132V131H142ZM48 133H49V135H53V136H55L56 137V139L57 138H59V133H60V139H59V141H60V144H61V147L59 146V147H54L53 146V148L51 147V144L48 142V137H49V135H48ZM52 133V134H51ZM55 135H54V134ZM141 133V132H140ZM33 134L35 135V136H33ZM41 134L43 135V137L41 136ZM58 134V135H57ZM92 134V135H91ZM32 135V136H31ZM57 135V136H56ZM97 136H98V138H97ZM138 137L140 136L139 135V132H138V135H137ZM136 136V137H137ZM54 137V138H55ZM137 137V138H138ZM27 138H31L30 140H27V142H28V144L26 143V139ZM65 138H66V140H65ZM73 140H72V139ZM44 139H46V140H44ZM97 139V140H96ZM140 139V137L138 138V140ZM68 140V141H67ZM70 140V141H69ZM76 140V141H75ZM82 140H84V142L82 141ZM115 140V139H114ZM114 140H111V144L114 146V147H112V148H114L113 149V151H114V153H115V156H116V159H120V157H118V147L116 148V145H115V141ZM33 141L37 144V145H40V144H42L41 142H43V146H45L46 147V149L45 150H43V148H41L42 146L40 145V146H36L35 147V145L36 144H34L33 143ZM78 141V142H77ZM31 142V143H30ZM68 142H70V143H68ZM101 142V143H100ZM26 143V144H25ZM39 143V144H38ZM66 143H68V145L70 144V145H72V143L75 145V146H68ZM126 143H127V141H126ZM124 144V143H122V145H123V147L125 148V146L128 144H131V143H127V144ZM30 144V146H28ZM78 144H82V145H80L79 147H80V150L82 151L81 153H79L80 152V150H77V148L79 149V147H77V145ZM0 145H2V144H0ZM24 145V146H23ZM98 145V146H97ZM102 145V146H101ZM104 145V146H103ZM121 145V146H122ZM81 146H83V147H81ZM66 147L68 148V149H66ZM72 148V152H70L71 151V149L70 148ZM76 148V151H74L73 149H75ZM86 147V148H85ZM131 147V146H130ZM27 148V149H26ZM57 148H58V150H57ZM81 148H83V149H81ZM105 148V149H104ZM123 148V149H124ZM134 148H135V145H133L132 147H131V149H132V151L134 152V153H138V151H140L139 149H135L134 150ZM48 149V150H47ZM85 149H86V153H88V154H86L85 153ZM101 149V150H100ZM103 149V150H102ZM25 150V151H24ZM51 150V151H50ZM57 150V151H56ZM68 150V151H67ZM90 150V151H89ZM118 150V151H117ZM125 150V149H124ZM46 151H47V153H46ZM100 151V152H99ZM116 151V152H115ZM52 152V153H51ZM62 152V153H61ZM79 153L78 155L76 154V157L78 158V160H74V162H72L73 161V154H74V157H75V153ZM24 153V154H23ZM63 153H65L64 155H63ZM72 154L71 156H69V154ZM83 153V154H82ZM93 153V154H92ZM168 153V152H167ZM199 152H197V154H198ZM26 154V155H25ZM56 154V155H55ZM58 154V155H57ZM59 154H60V156H59ZM82 155V158H80L81 157V155ZM95 154V156H93ZM204 154V155H203ZM1 155H3V156H1ZM43 155V156H42ZM51 155V156H50ZM67 155V156H66ZM204 157H203V156ZM206 154H205V152H201V156L200 157H203V159H204V162H205V160H206V156H205ZM4 156L6 157V159L4 158ZM39 156V157H38ZM88 156V157H87ZM97 158V157H99V158H95L96 160L94 161V158ZM170 156V157H169ZM174 156V157H173ZM25 157V158H24ZM58 158L59 159V157L60 158H62L63 159V162L66 164L67 163V165L66 166H68V167H63L64 168V170H65V172H67V174L69 173V184H70V186H71V188L72 187H74L75 185H76V182H77V185H79L80 183H81V181L82 182H84V185L87 187V189H90V190H92V189H95V187H93V186H96L98 189H99V195H100V198H99V200L98 201H95V204L97 205V202H98V204L100 203V205H101V207L105 210V212H106V218L105 219H103V220H101V223H102V226H103V228H104V231H105V233H106V237H107V239H108V245L107 246H105L103 243L102 244H100V243H98L99 244V248L98 249H94V248H85V249H82V251L80 252V253H77L76 252V246H75V239L73 238V237H75V234H73L72 232H70L69 231V218H71V217H74V215H75V213H72V211H74V209L73 208H75V211H76V206H75V204L74 205H72V202L74 201L73 199H70V198H68V199H64V198H61V197H58V195H57V186L58 185H56V183L53 181V183H54V185H53V183H51L52 181H51V176L50 177H48V176H46V175H50L51 174V170L52 169H49V167H46V165H48L49 163H48V161H47V158ZM92 157V158H91ZM118 157V158H117ZM3 158L5 159V160H3ZM9 160H8V159ZM65 158H66V160H65ZM88 158V159H87ZM189 158V157H188ZM45 159V160H44ZM70 159H72V160H70ZM75 159V158H74ZM202 159V160H203ZM61 162H62V160L61 159H59ZM179 160V161H178ZM9 161V162H8ZM46 161V162H45ZM58 161V160H57ZM59 161V162H60ZM169 161V162H168ZM60 162V163H61ZM76 162V166L74 165V163ZM89 162V163H88ZM178 162V163H177ZM181 162V163H180ZM187 164H186V163ZM64 163H62V165L64 164ZM72 163V164H71ZM83 163V164H82ZM173 163V164H172ZM185 163V164H184ZM64 164V165H65ZM93 164V165H92ZM186 165V166H185ZM189 165V164H188ZM23 166V167H22ZM95 166V169L93 170V167ZM108 166V167H107ZM185 166V167H184ZM27 167V168H26ZM119 167V168H118ZM121 167V168H120ZM166 167H168L167 168V171H166ZM182 167V168H181ZM10 168H12V176L10 175V172H9V170H10ZM24 168H25V170H24ZM77 168V169H76ZM128 168V169H127ZM153 170H152V169ZM9 169V170H8ZM15 169H16V171H15ZM69 170V172L68 171H66V170ZM109 169H110V171H109ZM118 169V170H117ZM130 169H132L131 171H130ZM135 171H134V170ZM136 169H138V170H136ZM264 168H262L261 169V171H263V172H261L260 173V175L262 176V177H264V170H263ZM17 170H18V173H17ZM24 170V171H23ZM93 170V171H92ZM124 170V171H123ZM130 172H129V171ZM141 170V171H140ZM148 170L150 171V170H152V171H154V172H148ZM14 171V172H13ZM28 171V172H27ZM113 173H112V172ZM137 171V172H136ZM187 171V172H186ZM192 171V172H191ZM115 172V173H114ZM122 172V173H121ZM136 172V173H135ZM165 172V173H164ZM60 173H62L61 172V170H60ZM94 173V174H93ZM109 173V174H108ZM132 173H133V176H132ZM145 173V174H144ZM152 173V174H151ZM189 173H190V175H189ZM192 173V174H191ZM194 173V174H193ZM63 174V173H62ZM85 174V175H84ZM116 174V175H115ZM127 174H129L128 176H127ZM135 174V175H134ZM141 174V175H140ZM150 174V175H149ZM169 176H168V175ZM195 174H196V176H195ZM8 175V176H7ZM28 175H29V177H28ZM88 177H87V176ZM94 175V176H93ZM106 175V176H105ZM109 175V176H108ZM114 175V176H113ZM124 175V176H123ZM194 175V176H193ZM45 176V177H44ZM65 176V175H64ZM79 176H81V178L79 177ZM138 178H137V177ZM144 176H145V178H144ZM191 176H193V177H191ZM19 177V178H18ZM75 177V178H74ZM105 177V178H104ZM113 177H116V178H113ZM118 177V178H117ZM86 178V179H85ZM128 178V179H127ZM131 178V179H130ZM133 178V179H132ZM147 178V179H146ZM150 178H151V180H150ZM198 178V179H197ZM235 178V177H234ZM233 178V180H236V179H234ZM13 179V180H12ZM80 179H82L81 181H80ZM84 179V180H83ZM94 179V180H93ZM124 179V180H123ZM146 179V180H145ZM6 180V181H5ZM8 180V181H7ZM38 180H39V178L37 177L36 178V182H38ZM77 180H79V181H77ZM98 180V181H97ZM118 180H120V182H117ZM169 180V181H168ZM70 181H71V183H70ZM94 183H93V182ZM97 181V182H96ZM116 181V182H115ZM128 181V182H127ZM133 181V182H132ZM147 183H149V184H147ZM73 182V183H72ZM75 182V183H74ZM92 182V183H91ZM99 182V183H98ZM202 182V183H201ZM121 183V184H120ZM124 183V184H123ZM136 183V184H135ZM52 184V185H51ZM90 184V185H89ZM116 186H115V185ZM135 184V185H134ZM167 184V185H166ZM201 185V186H199V185ZM11 185V186H10ZM92 185V186H91ZM205 185V186H204ZM38 186V185H37ZM50 186V187H49ZM141 186V187H140ZM168 186H172L171 188L172 189H170L171 191H172V195H174L175 197H179L178 199L179 200H181L180 202H178V199H176L175 197V199H173V196H171V192H170V194H169V190H168ZM49 187V188H48ZM125 187L127 188L126 190H125ZM149 187V188H148ZM206 187H209L210 189L208 190V191H206ZM92 188V189H91ZM130 188V189H129ZM151 188V189H150ZM17 189V190H16ZM146 189V190H145ZM193 189V190H192ZM14 190V191H13ZM23 190H24V192H23ZM104 192H103V191ZM118 190V191H117ZM123 190H125V191H123ZM143 190V191H142ZM183 190V191H182ZM112 191V192H111ZM148 191H149V193H148ZM204 191V192H203ZM9 192H13V196H14V200H13V202L11 203V201L8 203V201L9 200H7V194ZM111 193V194H110ZM156 193V194H155ZM205 193H207V197H208V200L206 201V204L205 205H208V207H209V209L211 210V212L210 213H213L215 210V212L213 213L214 215H212L211 214V216H212V218L210 217L209 219H207V217L204 215L205 213V209H206V207L204 208V204H203V201H205L204 199H205ZM17 194V195H16ZM166 194V195H165ZM193 194V195H192ZM203 194V195H202ZM46 195V196H45ZM48 195V196H47ZM102 195V196H101ZM107 195H109V196H107ZM151 195V196H150ZM156 195V196H155ZM37 196V197H36ZM52 196L53 197H57V198H53L52 199ZM129 196V197H128ZM154 196V197H153ZM202 196H204V197H202ZM48 197V198H47ZM171 197V198H170ZM199 197H200V199H199ZM201 197H202V199H201ZM59 198V199H58ZM103 198V199H102ZM152 198V199H151ZM5 199H6V202H5ZM109 199V200H108ZM169 200V201H167V200ZM248 200V203H246L247 202V200ZM16 200V201H15ZM62 200V202H65V203H62L63 205L61 206L60 205V201ZM105 200H107V201H105ZM175 201V200H177L175 203H177L178 205H180V207H183V210H185L184 212L185 213H188V214H192L193 216H192V218L190 217V219H189V217L188 216H186V220L184 219L182 222L180 221V220H178V218L176 217V215L174 214L175 213V211H173L174 210V208H172L173 207V201ZM212 201V203H210L211 201ZM25 201V200H24ZM52 201V202H51ZM122 202V204L124 205V206H121V203L120 202ZM134 201V202H133ZM157 201H160L162 204H163V206H164V209L166 210V212H167V217L169 218V220H170V222H171V220H172V222H171V225H172V231H171V235H172V238L171 237H169L168 236V234L170 233V232H168L167 231V236H166V234L164 235V237H163V235H161L162 234V232H161V234H160V232H158V225L156 224V223H154L153 221H152V215L151 216H147V213H152L153 211H154V205L155 204H157ZM213 201H215V202H213ZM243 201L246 203H243ZM38 202V203H37ZM71 202V203H70ZM171 202H172V207H170L171 206ZM263 202H264V199H263ZM33 203H35V204H33ZM37 203V204H36ZM174 203V204H175ZM192 203H195V204H192ZM250 203H251V201H250ZM68 205V206H66V205ZM116 204V205H115ZM193 206H192V205ZM210 204V205H209ZM213 204V205H212ZM5 205H7L8 206V208H9V210H10V212H12V214L10 213V212H8L9 210H8V208H6V206ZM10 205V206H9ZM12 205H14V206H12ZM49 205V206H48ZM57 205V206H56ZM59 205V206H58ZM118 205V206H117ZM184 205V206H183ZM201 205H203V207L201 206ZM217 205V206H216ZM36 206V207H35ZM40 206V207H39ZM263 206H264V204H263ZM11 207V208H10ZM43 207V208H42ZM47 207V208H46ZM48 207H51V208H49L48 209ZM54 207H56V208H54ZM70 207V208H69ZM118 207V208H117ZM120 207H124V209H123V211H125L126 212V214L128 215V220H127V222L126 223H128V225L127 226H132L131 227V230L129 231V236H128V234L126 235V233L124 232V231H122L121 230V228L123 227V226H125V222H124V225H123V220H122V216L120 217L119 216V211H122L121 209H120ZM214 207H216V208H214ZM15 208H17V209H15ZM62 208H64V211H66L65 212V214H66V216H62L61 215V211L63 210ZM186 208V209H185ZM199 208V209H198ZM13 209H15V211H16V213L14 212V210ZM54 209V210H53ZM57 209V210H56ZM73 209V210H72ZM129 209V210H128ZM168 209H170V210H168ZM263 209H264V207H263ZM5 210V211H4ZM8 210V211H7ZM192 210V211H191ZM194 210H196V211H194ZM212 210H213V212H212ZM247 210V211H246ZM19 211V212H18ZM22 211V212H21ZM86 211V209L85 210H83L82 211V214L84 215L83 217V219H86V217L88 216V214L90 215L91 213L90 212H85ZM131 211V212H130ZM5 212H7V216L9 217V219H8V217L7 218H5V217H3L4 216V214L3 213H5ZM54 212V213H53ZM244 214H247V217H245L246 215H243V213ZM247 212V213H246ZM13 213H15V214H13ZM20 213V214H19ZM38 213V214H37ZM42 213V214H41ZM53 213V214H52ZM85 213V214H84ZM88 213V214H87ZM241 213V214H240ZM259 213V214H258ZM34 214V215H33ZM87 214V215H86ZM5 215V216H6ZM14 215V216H13ZM20 215V216H19ZM53 217H52V216ZM62 217H61V216ZM69 215V216H68ZM122 215V214H121ZM18 216V217H17ZM29 216V217H28ZM43 216V217H42ZM216 218H215V217ZM13 217H16L14 220H15V223H13L14 221H13V219L12 218ZM28 217V218H27ZM66 217L68 218L67 220H66ZM137 217V218H136ZM151 217V218H150ZM193 217H195L196 218V220L198 221V222H196L195 223V219H193ZM199 217V218H198ZM205 217V218H204ZM244 217V218H243ZM2 218H3V222L5 223V222H7V223H10V224H7L8 225V227H7V225L5 224L4 226L2 225ZM188 218V219H187ZM238 218V219H237ZM260 218H262L261 220H260ZM7 221H6V220ZM12 221H11V220ZM22 219V220H21ZM59 219H60V221H59ZM64 221H63V220ZM192 219V220H191ZM200 221H199V220ZM211 219V222L209 221ZM8 220H9V222H8ZM137 220V221H136ZM191 220V221H190ZM41 221V222H40ZM58 221V222H57ZM188 221V222H187ZM94 222H97V220H95ZM142 222V223H141ZM145 222V223H144ZM190 222H193L195 225H193V223H191V227H190ZM201 222V223H200ZM209 222V223H208ZM216 222H217V226H216ZM219 222H221V224L219 223ZM41 223H42V225H41ZM182 223V224H181ZM198 223V224H197ZM207 223V225L209 224V227L208 226H206L205 224ZM51 224H53V225H51ZM146 224V225H145ZM153 224H154V226H153ZM197 224V225H196ZM256 224V225H255ZM10 225V226H9ZM11 225H12V227H11ZM188 225V226H187ZM193 225V226H192ZM258 225V226H257ZM19 226V227H18ZM23 226V227H22ZM45 228H44V227ZM52 226V227H51ZM67 226V227H66ZM91 226L93 227H95L96 228V223H92L91 224ZM148 226V227H147ZM151 226V227H150ZM181 226V227H180ZM184 226V227H183ZM185 226H186V228L187 229H185ZM205 226V227H204ZM223 226V227H222ZM257 226V227H256ZM3 227H5V229H4V231H6V232H4L3 231ZM7 227V228H6ZM11 227V228H10ZM175 227V228H174ZM193 227H194V229H193ZM217 227V228H216ZM228 227V228H227ZM10 229V230H7V229ZM29 228V229H28ZM40 228H42L41 230H43V231H40L39 229ZM58 228V229H57ZM149 228H153V231H152V236H148V234L146 233V232H144L145 230H147V229H149ZM183 228V229H182ZM200 228V229H199ZM234 228V227H233ZM1 229H2V231H1ZM176 231H175V230ZM39 230V231H38ZM50 230V231H49ZM184 231V233H183V231ZM204 230H206V231H204ZM94 231V230H93ZM123 232V234L122 235H120V232ZM137 231H139V236H138V238H137V235H136V232ZM141 231V232H140ZM229 231H230V234H229ZM232 231V232H231ZM234 231V232H233ZM8 232V233H7ZM70 232V233H69ZM95 232V231H94ZM174 232V233H173ZM204 232V233H203ZM205 232H207V234H205ZM32 233V234H31ZM43 233H44V235H43ZM47 233H49V235L47 234ZM66 233V234H65ZM202 233V234H201ZM5 234H7L6 236H5ZM35 234H37V235H35ZM51 234H52V239H50L49 238V236H51ZM142 234V235H141ZM5 236V238L4 239H6V241L2 238L3 236ZM24 235V236H23ZM43 235V236H42ZM67 235V236H66ZM131 235H133V238H132V236ZM170 235V234H169ZM170 235V236H171ZM27 236V237H26ZM41 236H42V238H41ZM68 236H69V242H71L72 243V246H71V243H69L68 244ZM209 236H210V238H209ZM55 237V238H54ZM152 237V238H151ZM161 237V238H160ZM205 237V238H204ZM261 237H263V239L261 238ZM25 238V239H24ZM44 238V239H43ZM58 238V239H57ZM202 238V239H201ZM212 238V239H211ZM262 239V241H261V239ZM8 239H10V241L8 240ZM67 239V240H66ZM169 239V240H168ZM260 239V240H259ZM258 240H259V242H258ZM67 241V242H66ZM66 242V243H65ZM130 242H132V243H130ZM152 242V243H151ZM210 242V243H209ZM257 242V243H256ZM261 242H262V244H261ZM6 243H9V244H7L6 245ZM112 243V244H111ZM170 243V244H169ZM260 245H259V244ZM256 244H258V245H256ZM50 245V246H49ZM68 245V246H67ZM256 245V246H255ZM7 246V247H6ZM258 246V247H257ZM5 247H6V249H5ZM47 247V248H46ZM254 247H256L255 248V252L253 251V248ZM260 247V248H259ZM106 248H108V249H106ZM170 249V251H169V249ZM110 249V250H109ZM5 250V251H4ZM6 250H8L7 252H6ZM102 250V251H101ZM23 251V252H22ZM25 251V252H24ZM47 251H49V252H47ZM168 251L170 252V253H168ZM28 254H27V253ZM173 252V253H172ZM168 253V254H167ZM251 253V256L249 255ZM254 253V254H253ZM29 254H30V256H32V257H30L29 256ZM171 254V255H170ZM61 255H62V257H61ZM165 256L166 257H168V259L166 258L165 259ZM248 257V258H247ZM34 260L35 261V263L34 262H32L31 260Z\"/></svg>",
  "mask_w": 264,
  "mask_h": 264
}]
</instances>
